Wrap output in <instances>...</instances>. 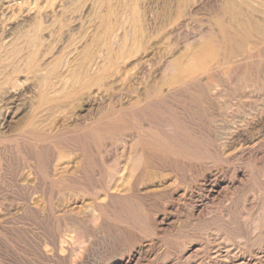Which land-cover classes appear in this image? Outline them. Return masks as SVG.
Instances as JSON below:
<instances>
[{
  "label": "rangeland",
  "instance_id": "1",
  "mask_svg": "<svg viewBox=\"0 0 264 264\" xmlns=\"http://www.w3.org/2000/svg\"><path fill=\"white\" fill-rule=\"evenodd\" d=\"M50 1L52 2V0H0V17H1V19H0V21L2 22V20H4L3 22H2V24H1V22H0V40H1V44L3 45V42H4V44H6V43H16V41H17V43L20 45H18L19 47H18V50H19V48H21V54H20V52H18L19 53V55H14L15 57L13 58H11L10 59V61H9V59H7V60H4V62H1L0 63V68L2 67V65L3 64H5V65H3V67H4V69H3V71H2V68H1V71L2 72H4V75H6V76H9V74L10 73H8V72H6V65L7 64H9L10 65V67L12 66L13 67V70H19V72H20V75H19V72H14L12 69L10 70V69H8V68H10V67H8L7 68V71H9V72H11V73H15V78H19V84L20 85H22V84H24L23 86H21V87H17L18 89H19V91H18V89H16V90H11L10 91V93L9 94H7L8 92H5V87L4 88H1V89H3V91H4V93H3V91L0 89V100L2 99V100H4V101H1L0 103H2V102H5V104L4 103H2V104H0V106H1V108H0V118H1V125H0V131H1V134L0 135H2V136H4V137H2V136H0V138H3V139H0L1 141H0V264H59L58 263V261L56 260V258L54 257V256H52V255H54V249L52 248V245H51V242L54 240V239H51V238H54V237H62V236H66L67 234H72V232L74 231V230H77V229H73V228H75V227H73V226H70L71 224H69V222L71 223V220L70 221H67V218L69 217V215L71 214L70 212L71 211H74V209L76 210V209H78V210H84V212L86 211V213H87V216H89L90 215V211H87V210H90V206L89 205H91L92 204V202H93V196H92V191H90L91 192V194L90 193H88V191L89 190H93V189H90V188H85V186L81 189V191H79L78 190V193L80 194V193H82V196H84V199H83V197L81 198V196L79 195L78 196V193H77V189L78 188H76V183H74V182H70V180H73L72 178H74V177H79V176H81V178L82 179H86L85 181H83V182H86L88 185L86 186V187H88V186H93L95 183H98V184H101V185H103V183H105V181L107 180V173H108V169L109 170H111L112 168H114L115 166H113V165H115V164H117L118 162H119V160L118 159H120V161L121 160H123V161H121L122 162V164L123 165H125V162L127 163L124 167H126L127 165V167H129V168H131L132 169V167H133V165H131V163L129 162L131 159V162L132 161H134V162H136V160H137V157L135 156V154H137V152H135L136 151V149H135V147L133 146L132 147V142H130V138H132V135H134V130L132 131V132H130L131 134H124L125 136H123V135H121V136H123L122 138V140L121 141H118V142H120L118 145H115V144H113L112 145V143L110 144L109 143V145L110 146H108V148H109V150L110 151H108V152H104L103 154H102V156L100 157V159L98 158V156L96 157V160H95V155L93 156V155H90L89 157H87L89 160H91L92 161V163H89V160H87L86 158H84L80 153H78L77 152V154L74 156V153L76 152V151H74V150H72V153H73V155H71L72 153H70L71 152V149H69L68 148V152H69V150H70V152H69V154H68V152H66V149H67V147H66V143L68 142V139L69 140H72V139H70V136H72L71 138H74L75 139V137L77 138H82V136L83 135H85V134H88L90 131H92V133H95V134H98L97 132H95L96 131V129L94 130V128L93 129H91L90 127L93 125V124H95V123H97L98 121H102V122H107V123H113V124H117L118 122V126H119V128H115L114 130H112V128H109L108 130H106V131H104L103 132V134H102V136H100V137H104L105 139H106V137H107V135L108 136H112V134L114 135V134H116V135H119V133H121V134H123V130H122V128L120 129V126H123V114H120V113H123V105L124 106H128L129 104H130V101H132V102H135L134 104H136V106H143V105H148V106H151L150 108H148L150 111H152L153 109V111L156 113V114H154V115H156V116H154L153 115V117H155L154 119H157L156 121H158L159 120V122H161L162 121V119L164 120V119H166V118H171L172 116H175V117H173V118H171L172 120V122L174 123V121H175V119L177 120V122L175 121V124L176 125H173V127H176L177 126V124H178V121L181 123H179V128H181V129H178L177 128V130L179 131L180 130V132L181 133H183V134H185V137H183V136H180L181 135V133H176V135L177 136H179L180 138H181V140L180 139H178V140H180L179 142H181V147H180V149H179V151H180V155H172L171 157L169 156V155H166V151H170V149H172V147L173 146H175L172 142L173 141H169V139H165V143L164 144H162L157 150H158V153L159 154H163V155H165V157H162V156H160V157H162V158H160L159 156H156V158H158V159H156V160H159L158 162L160 163V164H155V165H157L160 169H162L161 171H160V169L159 168H156V166H151V164H148V163H150V162H148V160H147V165L148 166H150V167H148L146 164L144 165V162H142V161H140L139 160V162H142L141 163V166H139V169H137V170H139V171H137L136 169V171H129V169L127 168V170L128 171H125V173L128 175H126L127 177V179H125V180H127V182H125L124 184H123V188H120L119 189V192H120V194H123V203H125L124 205L125 206H127V208H130V209H134V211L135 212H137L138 211V213H136L137 215H139L138 217H139V220H140V222H141V225H142V229H146V231L148 232V233H145L144 232V230H140V229H135V228H133L132 230L131 229H127V232L126 233H130L131 235L133 234V233H138V234H140L141 236H142V238L144 239V241L145 242H147V243H152L153 245H152V247L149 249V248H146L145 250H143V251H141V253H140V250H135L134 251V253H133V256L131 257V260H130V264H264L263 262H264V175H263V173H264V158L262 157V156H264V88L262 89V87H264V38H263V40L262 39H260L259 38V36L257 35L258 33L256 32V31H252V36H250V41H251V43H249L248 44V42L249 41H245V45H247V47L245 46V45H243V43H244V41H243V39H244V37H245V34H244V32H241L242 30H241V28H240V26H239V24H238V22H237V18L235 17V15H233L230 11V13H229V15L231 16V20H230V18H229V15H228V9L226 8V4L228 3V0L227 1H225V0H207V2H205L204 1V3H202V4H204V6L203 5H199V7H197V8H195V9H190L189 7L185 10L186 11V13L187 14H185V16L187 15V17L185 18V16H184V22H180L179 23V21H176L175 22V20H176V17H177V14H178V11H179V3H180V0H175V1H171V0H127V1H129V2H127L126 0H110V2H109V0H100L101 2H98L97 1V4L95 3L96 2V0H82V1H80V0H70V2L71 3H69V5H68V3L66 4V7H67V9H66V11L64 12V13H61V15L60 14H58L60 17H59V19L58 18H56L55 20H48L49 18H48V16H47V20H46V17H45V14H46V12H47V10H48V8L50 7L51 8V3H50ZM60 1V0H59ZM58 0H57V2H59ZM74 3H76V4H74ZM76 1V2H75ZM88 1V2H87ZM90 1V2H89ZM122 1V2H121ZM139 1H141L140 2V5L138 4L139 3ZM165 1H167V2H170V4L169 3H167V2H165ZM176 1H177V3H176ZM211 1V2H210ZM214 1V2H213ZM223 1H225V2H223ZM230 1H232V0H229V2ZM235 1V0H234ZM86 2V3H85ZM109 2V5L107 4ZM116 3V5L115 4H112V3ZM119 2H120V4H119ZM125 4H124V3ZM173 2V3H172ZM209 2V3H208ZM221 2V3H220ZM236 2H238V5L240 4L239 2H241V0L240 1H238V0H236ZM47 3V4H46ZM73 3V4H72ZM79 3V4H78ZM89 3H91V5L89 4ZM93 3H95L96 5V7L95 6H93ZM117 3H118V5H122V3H123V5H122V8H121V6H118L117 5ZM175 3V4H174ZM215 3V4H214ZM222 3H223V5H224V7H225V9H223L222 10V8H224V7H222L223 5H222ZM41 6H40V5ZM50 4V5H49ZM71 4L73 5V7L71 6ZM127 4V5H126ZM158 4H160V5H158ZM168 4V5H167ZM81 5V8L79 7ZM84 5V6H83ZM114 5H115V8H114ZM126 5V6H125ZM132 5V6H131ZM139 5V6H138ZM170 5V6H169ZM176 5V6H175ZM214 5V6H213ZM218 5V6H217ZM241 5V4H240ZM239 5V6H240ZM13 8H12V7ZM44 8H43V7ZM70 6V9H72V13H71V10L68 8ZM84 7V9H82L83 7ZM88 6V9L90 8V10H87V7ZM89 6H91V7H89ZM92 6L94 7V8H92ZM118 6V7H117ZM136 7L137 8V11H139V13L142 15V17H141V19H142V22H144L145 24H143V26L145 27L146 26V30H143V32L145 33H143V39H142V37H141V45H140V48L139 47H137L138 45H137V43L135 42V41H133L134 39H133V37H131V39H130V36L128 37V42L130 43H128L127 42V45L124 47V48H122V49H120V48H117V46L116 45H118V47H119V42H118V40L120 39L119 38V36L121 35V36H123L125 33H127L126 32V30L127 29H129L130 30V28L131 27H133L134 28V26H131L129 23L131 22L132 24H133V20H132V17H133V7ZM140 6L142 7V8H140ZM147 6V7H146ZM161 6V7H160ZM171 6L173 7V8H171ZM175 6V7H174ZM212 6H213V8H212ZM215 6H217L218 7V9H216L217 7H215ZM220 6H221V8H220ZM9 7V11L7 10V8ZM30 9H29V8ZM36 7V8H35ZM37 7L39 8V11H37ZM124 7H127V8H124ZM130 7H132L131 9H132V12L130 11ZM144 7H145V9H144ZM161 9H160V8ZM167 7L169 8V9H167ZM200 7H201V9H200ZM206 7V8H205ZM212 9H211V8ZM18 8L20 9V11L18 10ZM28 8V9H27ZM36 9V11L37 12H39V14H38V22L40 21V23H42V25H44L43 26V28H44V30H45V24L48 26V29H51L52 30V34H51V32H48L49 30H45L46 32H48V34L44 31L43 33H42V35H43V37H42V35H41V41H40V43H42L41 45H43L42 47H41V45L40 46H38V58H37V62L42 66V68H48L47 67V65L48 66H50L51 68H52V66H53V68H54V66H56L55 67V72H57V71H62L61 72V74L63 75L64 73V75L62 76L61 74L60 75H58L57 73H56V75H54V76H52V74L53 73H55V72H53V73H50L49 74V78H51V80H52V78L54 79L52 82H55V86H57L56 88H57V90L55 91V92H52L53 94L51 95V96H53L54 95V101L51 103L52 105H54L55 107H59L60 109H61V106L63 107V105L62 104H64L66 107L68 106V103H70V105H71V103L72 104H74V103H76V104H74V106L76 105L77 106V108L78 109H76V106L74 107V106H68L67 107V109H66V107L64 106V108H65V110H66V112H64L67 116L66 117H68V115L70 114V113H72V114H70L71 115V117H70V115H69V117H70V119H73V118H76V119H74V120H70V121H68V118H67V120H66V117L64 118V117H60L58 120H60V121H57V128L55 129L56 131H57V133L56 132H54L53 134H52V136L50 137V136H48V138H46V140L47 141H53L52 143H51V148L52 149H50V145L49 146H43V145H45V143H46V140L45 141H43L45 138H44V136L45 135H43V134H41V135H38L37 133H36V135H35V132H33L32 130H30L28 127H29V121H30V118H31V111L29 110L30 108V99H29V97H27V95H29V89L32 87V86H34L35 84L34 83H37V82H34V81H38V84H39V80H36V79H39L37 76H31V75H34V74H32L31 72H29L28 70L26 71V75L23 73L24 72V70L23 69H25L26 68V66L24 65V63L23 62H25L26 64H27V60H29V59H27V55L29 54H31V52H32V50L31 49H33L31 46H30V39H27L26 37H24V35H21V34H23L24 33V29H25V31H26V33H28V34H26V35H29V34H31L32 33V31H33V29L31 30V27L32 26H34L35 27V23H36V25H37V22H35L36 20H34V19H32V20H29L28 18V21H26V19H24V17H25V15H26V12H25V14H23L24 13V9H27L28 11L30 10V11H33L34 13H36V11L35 10H33V9ZM49 8V9H50ZM77 8H79L80 10H78ZM92 8V9H91ZM107 8H108V11H107ZM117 8H118V11H117ZM165 8V9H164ZM170 8H171V10L173 9V11H171L170 10ZM199 8V9H198ZM209 8H210V10H209ZM240 8V7H239ZM20 12H18L17 10ZM87 11H86V10ZM93 9H97V11L95 10H93ZM114 10L115 9V11H112L113 12V16L111 15V10ZM121 11H120V10ZM163 9V10H162ZM167 9V10H166ZM174 9H175V11H174ZM5 10H7V12L5 11ZM41 10V11H40ZM67 10H68V12L69 13H71V15H69V14H66V13H68L67 12ZM78 10V11H77ZM93 10V11H92ZM123 10H124V12H123ZM128 10V11H127ZM155 10V11H154ZM170 10V11H169ZM188 10H190V11H188ZM194 10V11H193ZM200 10V11H199ZM224 10H225V12H224ZM11 11H15V12H11ZM74 11H75V13H74ZM91 11V12H90ZM120 11V12H119ZM169 11V12H168ZM190 12V14L188 13V12ZM218 11V12H217ZM227 11V12H226ZM9 12H11V13H9ZM77 12H80V14L79 13H77ZM87 14H86V13ZM93 12V16L91 15V13ZM100 12H103V13H100ZM106 12V13H105ZM116 12H118V15L116 14V16L118 17V19H117V17H115L114 16V14L116 13ZM127 13V15H126V13ZM163 12H165V13H163ZM175 12V13H174ZM193 12V13H192ZM201 12V13H200ZM223 12L226 14H224L223 15ZM9 15V17H8V15ZM20 14V17H19V14ZM45 13V14H44ZM94 13L96 14V15H94ZM106 14V16L108 17L107 18V23H108V25H109V33H110V37H109V43L107 44V45H105V47H104V51L102 50V48H103V46H104V44L102 45V47L99 49V46H101V44H99V46L97 47H93L94 46V43H95V45H97L96 43V41H94V40H97V39H93V38H96L97 37V35L98 34H102V32H104L105 31V23L104 22H102L101 20H102V16H103V14ZM108 13V14H107ZM123 13V16L121 15ZM150 13V14H149ZM222 13V14H221ZM256 14V16H254L253 17V15H255ZM11 14V15H10ZM17 14H18V17L19 18H21V19H19V18H15V17H17ZM43 14V15H42ZM75 14H77L76 16H77V18H75L76 16H74ZM82 14H85L84 16L82 15ZM99 14H101V15H99ZM119 14H120V16H121V18L123 17V18H125L126 20H124V22L122 21L123 20V18L121 19L120 17H119ZM129 14V15H128ZM132 15V17H129V16H131ZM153 14V15H152ZM155 14V15H154ZM166 16H165V15ZM169 14V15H168ZM172 14V15H171ZM173 14H174V16H173ZM189 14V15H188ZM193 14V15H192ZM260 14V15H259ZM3 15H5V16H3ZM7 15V16H6ZM13 15H14V18H12L13 17ZM89 15H90V17H96V19H94V18H90L89 17ZM126 15V16H125ZM151 15V16H150ZM197 15V16H196ZM4 18H3V17ZM24 16V17H23ZM42 16H44V18H42ZM63 16H65V17H63ZM68 16V17H67ZM69 16H71L70 17V21H67L66 19H68L69 20ZM80 16V17H79ZM83 16V18L81 19V17ZM88 16V17H87ZM105 16V15H104ZM163 16V17H162ZM168 16H169V18H168ZM219 16V17H218ZM223 16V17H222ZM233 16V17H232ZM251 16L253 17V18H255V19H257V21H260V19L262 18V14L261 13H259L258 12V14H257V11H255V12H253L252 14H251ZM6 17V18H5ZM8 17V18H7ZM11 17V18H10ZM67 17V18H66ZM74 17V18H73ZM100 17H102V18H100ZM127 17H129V18H127ZM144 17H145V19H144ZM159 17H160V19H159ZM165 17V18H164ZM190 17V18H189ZM222 17V18H221ZM261 17V18H260ZM3 18V19H2ZM10 18V19H9ZM63 18L65 19L64 21H66V22H64L63 21ZM80 18V19H79ZM87 18V19H86ZM113 18V20H111V19ZM119 18H120V21H119ZM189 18V19H188ZM210 18V19H209ZM217 18V19H216ZM224 18V19H223ZM227 18V19H226ZM233 18V19H232ZM236 18V19H235ZM258 18H260V19H258ZM264 18V17H263ZM262 18V19H263ZM13 19V20H12ZM18 19V20H17ZM57 19L58 20H60V22L59 21H57ZM73 19H76V21L77 20H79L78 22H77V24H76V21L74 22V20ZM94 19V21H92ZM100 19V20H99ZM148 19H150V20H148ZM165 21H164V20ZM182 19V20H183ZM261 19V20H262ZM11 20H12V22H11ZM17 20V21H16ZM22 20L26 23L25 25H22V24H24V22H22ZM33 20H34V22H33ZM44 20H46V21H44ZM169 20V21H168ZM225 20V21H224ZM235 20V24L233 23V21ZM6 21V22H5ZM21 21V24L19 23ZM42 21V22H41ZM48 21H50V22H48ZM58 22V23H60L59 25V30H58V32L56 31L57 29H58V26H57V22L54 24V27L56 28H50V27H53V24L51 23V22ZM73 21V22H72ZM86 21H87V23H86ZM104 24H101V25H99V27H98V24H100L101 22ZM114 22V24H113V22ZM117 21H119V22H117ZM129 21V22H128ZM133 21V22H132ZM168 21V22H167ZM210 21H212L211 23H210ZM213 21H215V22H213ZM230 21V22H229ZM263 21H264V19H263ZM8 22V23H7ZM46 22V23H45ZM62 22H64L65 23V27H64V23H62ZM72 22V23H71ZM85 22V23H84ZM94 22V23H93ZM97 22H99L98 24H97ZM117 22V23H116ZM162 22V23H161ZM163 22H164V24H163ZM186 22V23H185ZM261 23H262V21H260ZM259 22V23H260ZM17 23V24H16ZM30 23V24H29ZM45 23V24H44ZM47 23H50L52 26H50V24L48 25ZM66 23H67V26L68 27H66ZM83 23V24H82ZM116 23V24H115ZM128 23V24H127ZM157 23V24H156ZM159 23V24H158ZM217 23H219V24H217ZM225 23V24H224ZM227 23V24H226ZM260 23V24H261ZM4 24V25H3ZM8 24V25H7ZM33 24V25H32ZM79 24V25H78ZM118 24H121V25H118ZM183 24H184V27H182L183 26ZM186 24V25H185ZM217 24V25H216ZM231 24L233 25V26H231ZM238 24V25H237ZM5 25H7L6 27H5ZM15 25V26H14ZM19 25H21L20 27H19ZM29 25V26H28ZM56 25V26H55ZM96 25V26H95ZM130 27H129V26ZM158 25V26H157ZM172 25V26H171ZM181 25V26H180ZM209 25V26H208ZM263 27H264V23H262L261 24ZM12 26V27H11ZM14 26V27H13ZM28 26V27H27ZM76 26V27H75ZM101 26H104V27H101ZM118 26V27H117ZM119 26H121V27H119ZM122 26H123V29H122ZM179 26V27H178ZM218 26H219V28H218ZM222 27V29H221V27ZM229 26V27H228ZM6 29H5V28ZM17 28V32H18V34L19 35H17V33L15 34L14 33V31L12 32V30H15L16 28ZM34 27H32V28H34ZM71 27V28H70ZM76 29H75V28ZM96 27H98L99 29H103V31L102 30H99L98 28L96 29ZM114 29H113V28ZM126 27H128V28H126ZM157 27V28H156ZM228 27V28H227ZM230 27H233V28H231L230 30H229V28ZM235 27V28H234ZM12 28V30H10V29ZM13 28H15V29H13ZM18 28H22V29H18ZM47 28V27H46ZM116 28H118V29H116ZM132 28V29H133ZM163 28V29H162ZM213 28V29H212ZM2 29V30H1ZM5 29V30H4ZM29 29V30H28ZM95 29H96V31H97V33H96V31H95ZM131 29V30H132ZM145 29V28H144ZM179 29H181V30H179ZM228 29V30H227ZM236 29V30H235ZM7 30V31H6ZM10 30V31H9ZM21 30V31H20ZM50 30V31H51ZM67 30H70L71 32H69V31H67ZM89 30V32L88 33H90L91 32V34H88V33H86V31H88ZM94 30V31H93ZM115 30H118V31H116L115 32ZM129 30H127L128 32H130ZM155 30V31H154ZM175 30V31H174ZM177 30V31H176ZM179 30V31H178ZM206 32H208V31H212V32H208V33H206ZM226 32H225V31ZM235 30V31H234ZM1 31H3L4 33H2ZM5 31H6V33H5ZM21 33H20V32ZM27 31H31L30 33L29 32H27ZM53 31H54V34H53ZM55 31H56V34H55ZM62 33H61V32ZM63 31H67L68 32V34H67V32L66 33H63ZM75 31V32H74ZM93 31V32H92ZM100 31H102L101 33H99ZM148 31H149V33L150 34H148ZM179 36H177L174 32ZM181 31V32H180ZM233 31V32H232ZM239 31V32H238ZM16 32V31H15ZM147 32V33H146ZM167 32H170V33H167ZM238 34H237V33ZM255 32V33H254ZM10 33H14L13 35H11ZM45 33V34H44ZM57 33H58V36H57ZM75 33H77V34H75ZM86 33V34H85ZM95 34V36L93 37V35L92 34ZM117 34V36H116V34ZM121 33V34H120ZM155 33V34H154ZM196 33V34H195ZM205 33V34H204ZM210 33V34H209ZM223 33V34H222ZM8 34V35H7ZM9 34L11 35V37L9 38ZM48 36H51V38L50 39H48V37L46 38V36L47 35ZM63 34V36H61ZM67 34V35H66ZM69 34H71V36L69 35ZM80 34H81V37L83 36V38L82 39H80V40H83V41H81V43L79 44V42H80V40L78 39V38H80ZM88 34V35H87ZM166 34H167V36H166ZM168 34H170V35H168ZM173 34H174V36H173ZM181 34V35H180ZM231 34V35H230ZM255 34V35H254ZM20 35H21V37H24L25 39L23 40L22 38H19L20 37ZM25 35V36H26ZM54 35L56 36V37H54ZM77 35V36H76ZM84 35H86V37H84ZM91 37H90V36ZM150 37H149V36ZM162 35H163V37H162ZM189 35V36H188ZM228 35H230L231 37H232V39L230 40V36H228ZM233 35V36H232ZM235 35V36H234ZM240 35V36H239ZM6 36V37H5ZM13 36V37H12ZM14 36L16 37H18L19 38V40H17L16 38H14ZM53 36V37H52ZM61 38H60V37ZM88 36V37H87ZM113 36V37H112ZM120 36V37H121ZM145 36V37H144ZM172 36V37H171ZM176 36V37H175ZM183 36V37H182ZM187 38H186V37ZM212 37V38H210V37ZM219 36V37H218ZM237 36V37H236ZM239 36V37H238ZM244 36V37H243ZM254 36H257L258 38H256V37H254ZM72 37V38H71ZM92 38V39H88V38ZM116 37V38H115ZM119 39H118V38ZM168 37H169V39H168ZM175 39H174V38ZM178 37V38H177ZM181 37V38H180ZM185 37V38H184ZM209 37V38H208ZM225 37H226V39H225ZM233 37H234V39H233ZM236 37V38H235ZM242 37V38H241ZM6 38H8V40H11V38H12V40L11 41H8ZM29 38H30V36H29ZM43 38H44V41H46V42H44L43 41ZM55 40V39H57V41L55 42L53 39ZM65 38V39H64ZM71 38V39H70ZM78 39L79 40V42L77 41V42H75V39ZM114 38V39H113ZM122 38V37H121ZM165 38V40H163ZM179 38H180V40L181 41H179ZM183 38V39H182ZM205 38V39H204ZM255 38V39H254ZM4 39V40H3ZM6 39V40H5ZM13 39H15L14 41H13ZM58 39H59V44H58ZM76 39V40H77ZM86 39V43L88 44V42L90 43V41H93V43L91 44V46H92V48H98V50L97 49H95L96 51H97V56H99L98 58H99V60H100V56H102L101 57V59H103V58H106L107 57V55H109L110 57H108V59L109 60H107L108 61V64H107V66H106V68L103 70V71H101L100 73H99V75H96L95 77H92V81L90 80V85H91V87L93 86V85H95V86H93V89H92V91H91V93H94L93 94V97H91V98H86V99H82V100H80L81 99V97H80V92H79V86L77 87V85H78V82H76L75 83V81H77L76 80V75L77 74H79L80 75V70H78L79 69V62H80V60L79 59H76V60H74L75 58H77L78 57V53L80 52V50H82L83 48H84V46L86 45V43H84V40ZM133 39V40H132ZM146 39V40H145ZM168 39V40H167ZM172 39H173V41H175V42H173L172 41ZM178 39V40H177ZM187 39V40H186ZM192 39V40H191ZM194 39V40H193ZM223 39V40H222ZM237 39V40H236ZM242 39V41L241 42H243L242 44L240 43V40ZM255 41H254V40ZM257 39V40H256ZM21 40V42H18V41H20ZM29 40V41H28ZM51 41V42H53L54 43V45H53V43H49L48 41ZM67 40V41H66ZM87 40H89V41H87ZM199 42H198V41ZM214 40V41H213ZM236 40V41H235ZM258 40H262L261 41V43L259 44V42L260 41H258ZM25 41H26V43H29V44H27V46H26V48H27V50L28 51H26V49L24 48L25 47V45H26V43H25ZM28 41V42H27ZM62 41V43H60ZM65 41V42H64ZM116 41V42H115ZM148 41V42H147ZM180 43H179V42ZM186 41V42H185ZM207 41V42H206ZM212 41V42H211ZM217 41V42H216ZM219 41V42H218ZM230 41H232V43L230 42ZM239 41V42H238ZM24 42V43H23ZM73 42V43H72ZM74 42H75V44L76 43H78L77 44V46L76 47H78L79 48V46L80 45H82L83 43V45L81 46L82 47V49H78V51L76 52V53H72V52H75V44H74ZM136 44H135V43ZM142 42L144 43V45L142 44ZM164 42V43H163ZM167 42L168 43H171L170 45H168L167 44ZM189 42V43H188ZM193 42V43H192ZM200 42H201V44L204 42V45L202 44L201 46H200ZM257 42H258V44H257ZM20 43H22V44H24L23 46L20 44ZM38 44H39V41L37 42ZM55 43H57V44H55ZM69 43V44H68ZM99 43V42H98ZM112 43V44H111ZM116 44L115 45V49H116V51H115V49H114V51H112L111 49H112V47L114 46L113 44ZM132 43V44H131ZM152 43H154L153 45L154 46H158L159 44V46L157 47H154L153 45H151ZM164 45H163V44ZM176 43V44H175ZM179 43V46H177V44ZM185 43V44H184ZM188 43V44H187ZM212 43H214V44H212ZM234 43H237L236 44V46L237 47H235V49H234V46L235 45H233ZM240 44V51L241 52H239V50H238V45ZM253 43H255V44H253ZM9 44V45H10ZM37 44V45H38ZM48 45V46H46V45ZM70 44L72 45H74V46H70ZM162 44V45H161ZM192 44V45H191ZM193 44H195V45H193ZM207 44H209V45H207ZM218 44H219V46H218ZM221 44V45H220ZM232 44V45H231ZM0 46V49H1V47H3L2 49H6V47L8 46L9 47V45H3V46ZM28 45L30 46V48H28ZM32 45V44H31ZM52 47H51V46ZM63 45V46H62ZM67 45H69V46H67ZM166 45V46H165ZM169 47H168V46ZM174 45V46H173ZM176 45V46H175ZM183 45H184V47H183ZM188 45V46H187ZM214 45H216V46H214ZM241 45L243 46V47H241ZM22 46V47H21ZM46 46V47H45ZM59 46H62V47H59ZM107 46V47H106ZM112 46V47H111ZM130 46V47H129ZM151 46H152V48H151ZM163 47V49L165 50V51H167L166 50V48H168V51L166 52V53H169V54H167L168 56H166L165 54V56L163 57L162 55H159L158 56V53L160 54V50H161V48ZM173 48H172V47ZM181 46V47H180ZM193 48H192V47ZM200 46V47H199ZM218 46V47H217ZM221 46V47H220ZM227 46V47H226ZM233 46V47H232ZM245 46V47H244ZM249 46H251V48H249ZM58 49H57V48ZM67 47H68V49H67ZM80 47V48H81ZM128 47V48H127ZM147 47V48H146ZM166 47V48H165ZM197 47V48H196ZM203 48L204 49V51H203V49L201 50H198L199 48ZM232 47V48H231ZM47 48V49H46ZM48 48H50V49H48ZM54 48H56V49H54ZM60 48V49H59ZM65 48V49H64ZM70 48V49H69ZM72 48V49H71ZM74 48V49H73ZM137 49V50H135V49ZM158 48V49H157ZM169 48H170V51L172 50H174L175 51V53L173 52L172 53V51L170 52L169 51ZM172 48V49H171ZM176 48H178V49H176ZM206 48V49H205ZM211 50H210V49ZM213 48V49H212ZM219 49V50H217V49ZM243 48V49H242ZM0 50L1 52H5V49H4V51L3 50ZM31 50V52H30V50ZM42 49H44V51L42 50ZM46 49V50H45ZM67 49V50H66ZM106 49V50H105ZM110 49V50H109ZM120 51H119V50ZM149 49V50H148ZM154 49V50H153ZM163 49L161 50L163 53H165L164 51H163ZM182 49V50H181ZM188 49H190V50H188ZM197 49V50H196ZM224 49V50H223ZM237 49V50H236ZM247 50V49H249L248 50V52L247 51H245V50ZM260 49V50H259ZM48 50V51H47ZM59 50H60V52H59ZM64 50H66V51H64ZM71 50H74V51H71ZM93 50V49H92ZM94 50V51H95ZM102 50V51H101ZM134 50V51H133ZM143 50H145V51H143ZM151 50V51H150ZM183 50H185V51H183ZM187 50V51H186ZM191 50H193L192 52H191ZM207 50V51H206ZM209 50V51H208ZM215 50V52H213ZM216 50L218 51V53L216 52ZM221 50V51H220ZM228 50V51H227ZM234 50H236V52H234ZM245 51V52H243V51ZM263 52H262V51ZM20 51V50H19ZM24 51V52H23ZM53 51V52H52ZM64 51V52H63ZM98 51H100V53H98ZM106 51V53L104 54L103 52H105ZM147 51V52H146ZM154 51V52H153ZM200 51H201V53L203 52L204 54H201L200 53ZM237 51H238V53H237ZM257 51V52H256ZM261 53H260V52ZM0 52V55H3L4 53H1ZM22 52H23V54L25 53V54H27V52H28V54L27 55H22ZM42 52H46L45 54H42ZM48 52V53H47ZM57 54H56V53ZM68 53V56L72 53V55H71V57L72 56H74V58L72 57H70V58H68V56L66 55L67 53ZM69 52H71V53H69ZM112 52H114V53H112ZM133 52V53H132ZM136 52H138L137 54H136ZM146 52V53H145ZM149 52V53H148ZM157 53V55H156V53ZM161 52V53H162ZM208 52V53H207ZM210 52L211 53H215V57H216V60H217V62L219 63V70L217 69V70H215V72H213V73H211L212 74V76H211V74L209 75V74H206V77H205V73L203 74L202 72H200V71H202V68H203V65H205L207 62L209 63L210 61L209 60H204V59H206L207 57H209L208 56V54H210ZM232 52H233V55H234V53H236V54H238V55H240L239 53H241V55L240 56H236V54H235V56H233L232 55ZM255 52V53H254ZM17 53V54H18ZM41 53V54H40ZM55 53V54H54ZM110 53H111V55H110ZM142 53H143V56H142ZM154 54V55H156L157 57H158V59H160V57H161V59H162V61L164 60V58H165V60L166 59H170L171 60V58L172 59H174L175 61H173V62H175V64H176V67L177 68H179V67H181L182 65H183V67H187V69L189 68V69H194V66H195V71L196 70H198L197 72H200L199 74H197L198 76V78H199V76H203L204 75V77H202L201 79L199 78V80H197V81H195V82H190V83H188V84H186V85H178V86H176V87H174V88H172L171 90H168L169 88H167L168 86H167V83H166V85H165V88L167 89V90H165V88H163L164 87V83H162V80H161V76H162V74H161V76H159L160 75V73H162L161 71H158L159 69H157L158 68V62H159V60H157V58H156V56H154L153 58L152 57H150V62H149V59H147L148 58V56H151L152 54ZM172 53V54H171ZM179 55V58L177 59V57H178V55ZM184 53V54H183ZM187 53V54H186ZM190 53V54H189ZM191 53H192V55H191ZM227 53V54H226ZM252 53L254 54V55H252ZM260 53V54H259ZM263 53V54H262ZM54 55V57H53V59H52V55ZM59 54L61 55V56H59ZM67 56V58H66V56ZM100 54V55H99ZM114 54V55H113ZM120 54V55H119ZM131 54V55H130ZM141 54V55H140ZM195 56H194V55ZM197 54H199V56H203L202 58L201 57H198V55ZM206 54V57H204V55ZM219 54H222V55H219V57H218V55ZM262 54V55H261ZM26 56V57H24V59H23V57H20V56ZM28 55V56H29ZM41 55H44V56H41ZM65 56V59H64V56ZM126 55H127V57H126ZM147 55V56H146ZM171 55L173 56V57H171ZM182 55H183V57H182ZM251 55V56H250ZM257 56V58H256V56ZM18 56V57H17ZM41 56V57H40ZM63 56V57H62ZM77 56V57H76ZM106 56V57H105ZM116 56V61H114V57ZM140 56H142L143 58H145V59H143L142 57H140ZM145 56V57H144ZM153 56V55H152ZM189 56H192L191 58L189 57ZM222 56V57H221ZM228 56V57H227ZM231 56H233V57H231ZM17 57V58H16ZM42 57H44V58H42ZM58 57H60V59H58ZM113 57V58H112ZM130 57V58H129ZM138 57V58H137ZM139 57H140V60L139 61H141L140 63H142V60H144L143 61V66L139 63V64H137V59H139ZM147 57V58H146ZM169 57V58H168ZM171 57V58H170ZM182 57V58H181ZM256 59H255V58ZM259 57V58H258ZM29 58V57H28ZM55 58V59H54ZM129 58V59H128ZM187 58V59H186ZM196 58V59H195ZM198 58V59H197ZM220 58H222V59H220ZM252 58V59H251ZM27 59V60H26ZM42 59V60H41ZM51 59V60H50ZM58 59V60H57ZM70 59H71V61H70ZM126 59V60H125ZM142 59V60H141ZM151 59H153V60H151ZM179 59H182V61L181 60H179ZM189 59H190V61H189ZM193 59V60H192ZM202 59V60H201ZM209 59V58H208ZM234 59V60H233ZM235 59H236V61H235ZM244 59L246 60V62L244 61ZM249 59V60H248ZM12 60V61H11ZM18 60V61H17ZM19 60H20V62H19ZM22 60V61H21ZM45 60H47V63H46V61ZM62 60V61H61ZM64 60V61H63ZM66 60V61H65ZM68 60V61H67ZM74 60V62L73 63H75L78 67H75L74 65H73V63H72V61ZM77 60H79V61H77ZM113 60V61H112ZM164 60V61H165ZM180 61V62H176V61ZM192 60V61H191ZM231 60V61H230ZM241 62H239V61ZM253 60V61H252ZM257 60H259V61H257ZM6 61V62H5ZM16 63V61H17V67H16V65H15V63ZM57 63H59V64H56V62ZM58 61H60V62H58ZM76 61V62H75ZM126 61V62H125ZM134 61V62H133ZM136 61V62H135ZM138 61V62H139ZM149 62L148 64L151 66V64H152V62H154V63H157V65L155 64V66L157 67H155L154 66V63L152 64V66H154V67H150L149 65H147V62ZM156 61H158V62H156ZM184 61V62H183ZM187 61V62H186ZM189 61V62H188ZM193 61H195L196 63H195V65H194V62ZM201 63H199V62ZM204 61H205V64H204ZM244 61V62H243ZM251 61V62H250ZM255 61V62H254ZM257 61V62H256ZM44 62V63H43ZM52 62V63H51ZM55 62V63H54ZM62 62V63H61ZM66 62V64H70V63H72V64H70L71 66H70V68L72 67L73 68V71L75 70V71H77L78 73L76 74L75 72L73 73V74H75L74 76H73V74H71V72L70 71H67L66 70V64L64 65L63 63H65ZM112 62H114V63H112ZM130 62V63H129ZM135 63V65L133 64V63ZM144 62H146V63H144ZM192 62V64L193 65H191L190 63ZM239 62V63H238ZM10 63H12L13 65H11ZM18 63H21V64H18ZM23 63V64H22ZM43 63V64H42ZM78 63V64H77ZM178 63H180V65L178 64ZM186 63H188V65H186ZM197 63H199V66H197ZM51 64H52V66H51ZM55 64V65H54ZM61 64V65H60ZM145 64V65H144ZM203 64V65H202ZM247 64H248V67H247ZM253 64H255V65H253ZM262 64V65H261ZM9 65H7V66H9ZM58 65H59V67L60 66H63L62 68H64V69H62L61 67V69H59V67H58ZM73 65V66H72ZM138 65V66H137ZM240 65H242L241 67H239ZM19 66V67H18ZM23 66H25L24 68L21 67ZM46 66V67H45ZM113 66V67H112ZM126 66V67H125ZM129 68H128V67ZM149 66V70L148 71H150V70H152L153 71V68H154V71H155V69L157 70L156 72L157 73H155V74H158V72H160L158 75H155L154 73H152L153 74V79L155 78H159L160 77V79H158V81H160L161 82V84L159 83V85H158V81H157V79H156V81L155 80H152V78L150 79V77L148 78V80H146V78L148 77V75H144V73H146V72H148V71H146L145 72V69H148L147 67ZM197 66V67H196ZM202 66V67H201ZM237 66V67H236ZM244 66V67H243ZM259 66V67H258ZM6 67V68H5ZM14 67H16V68H19V69H15ZM50 67H49V69H50ZM57 67H58V69H57ZM190 67H192V68H190ZM201 68V70L200 69H197V68ZM254 67V68H253ZM258 67V68H257ZM263 67V68H262ZM127 68H128V70H127ZM130 68H132V69H130ZM139 68H141V71H140V69ZM145 68V69H144ZM150 68H152V69H150ZM175 68V67H174ZM239 68V69H238ZM249 69V70H248ZM64 70L66 71V72H64ZM71 71H72V69H70ZM143 70H144V72H143ZM240 70V71H239ZM243 70V71H242ZM245 70V71H244ZM0 71V72H1ZM21 71H22V73L23 74H21ZM48 71V73L49 72H51V69L50 70H45L44 72H47ZM124 71V72H123ZM163 71V70H162ZM175 72H177V70L175 69L174 70ZM192 71H194V70H192ZM229 71H231V72H229ZM247 71V72H246ZM1 72V73H2ZM58 72V73H59ZM67 72H70V73H67ZM118 74H117V73ZM123 72V73H122ZM126 72H127V74H126ZM129 72V73H128ZM18 73V74H17ZM116 73V74H115ZM131 73V74H130ZM133 73H139V74H134V78L136 79L137 77H135V76H137L138 75V78H139V76L141 77V76H143V77H141V79H142V83H143V80H144V86H142L141 85V82H139L141 79H139L138 80V78L135 80V79H133L132 77H133ZM166 73H168L169 75H167V78H170V80L171 79H174V78H172L174 75L172 74L173 73V70H172V72H169V71H167ZM170 73H171V75H170ZM69 75V74H71L72 76V78L74 79H68V78H70V77H67V75ZM114 75V77H113V75ZM175 74V73H174ZM243 74V75H242ZM246 74V75H245ZM253 76H252V75ZM10 75H12V74H10ZM17 75H19V76H17ZM24 75H25V77H24ZM58 75V76H57ZM66 75V76H65ZM115 75H116V77H115ZM120 77H119V76ZM128 75H130V76H128ZM155 75V76H154ZM208 75L210 76V77H208ZM226 75V76H225ZM6 76H3L2 74L0 75V78H4V77H6ZM23 78H22V77ZM31 77V79H32V81L34 82V83H32V81L29 79L28 80V77ZM70 76V75H69ZM111 76V77H110ZM128 76V77H127ZM168 76H172V77H168ZM224 76L226 77V78H224ZM246 76V77H245ZM29 77V78H30ZM35 79H34V78ZM56 77H63V78H58L59 80H61V82H58L57 80H55V78ZM102 77H103V79L104 78H108V79H111L112 78V81L110 80H106L105 81V79L104 80H101L102 79ZM122 77V78H121ZM211 77H212V79H211ZM228 77V78H227ZM232 77V78H231ZM248 77H251V78H249L248 79ZM66 78V79H65ZM115 78H118V79H115ZM120 78V79H119ZM132 78V79H131ZM214 78V79H213ZM22 79H24V80H22ZM34 79V80H33ZM67 79L68 80H70V81H67ZM116 81H115V80ZM206 79V80H205ZM207 79H211V82L213 83V85H215V91H208L207 90V86H208V82L209 81H207ZM226 79V80H225ZM232 79V80H231ZM62 80H64L63 81V83H62ZM66 80V81H65ZM73 80V83L71 82ZM101 80V81H100ZM133 80V81H132ZM201 80V81H200ZM244 80L246 81V83L244 82ZM28 81H30L29 82V84L27 83ZM97 81V82H96ZM102 81H104V82H102ZM108 81V82H107ZM115 81V82H114ZM126 81V82H125ZM199 81L201 82V83H199ZM203 81H205V82H203ZM227 81V82H226ZM258 81V82H257ZM260 81V82H259ZM263 81V82H262ZM22 82V83H21ZM59 83V85H57L56 83ZM67 82V83H66ZM69 82L70 83H72L73 84V86H72V88H74V89H72V88H70L69 87V90L66 88V86L68 87L69 86ZM101 83L102 84V88H103V86H105V84L106 85H108V86H105V88H107V90L104 92V88L103 89H101V84H99V83ZM105 82H107V83H105ZM133 82V83H132ZM137 82H139V83H137ZM151 82H152V85H151ZM156 82V84L158 85V86H156L154 83ZM253 82V83H252ZM31 83H32V85H31ZM94 83V84H93ZM98 83V84H97ZM109 83V84H108ZM124 83H126V85L124 84ZM148 83L151 85V87H150V85H148ZM194 83V84H193ZM197 83V84H196ZM215 83V84H214ZM229 83V84H228ZM26 84H28V85H26ZM34 84V85H33ZM60 84H61V86H60ZM66 84V85H65ZM80 84V83H79ZM154 84V85H153ZM201 84V85H200ZM231 84V85H230ZM26 85V86H25ZM37 85V84H36ZM35 85V86H36ZM62 85H64L63 86V90L61 89L60 91H61V93H60V91L58 90V88L60 89L61 87H62ZM74 85H76V86H74ZM132 85H133V87H132ZM134 85H136V87L134 86ZM138 85H141V86H139L140 87V89H139V87H138ZM147 85H148V87H149V92H150V94H152L151 96L149 95L148 96V99L147 100H149V101H144L145 100V96H147V94L145 95V93L147 92V89H148V87H147ZM163 86L162 87V89H159V87L160 86ZM206 85V86H205ZM248 85V86H247ZM256 85V86H255ZM259 85V86H258ZM9 86H11V85H9ZM29 86H30V88H29ZM60 86V87H59ZM96 86H98V88L96 87ZM99 86H100V88H99ZM114 86V87H113ZM129 86V87H128ZM152 86H154L153 88H152ZM187 86V87H186ZM188 86H190V87H188ZM200 86H203V87H200ZM218 86V87H217ZM229 86H231V87H229ZM251 86V87H250ZM253 86V87H252ZM23 87V88H22ZM28 89H26V88ZM75 87L77 88V89H75ZM96 87V88H95ZM130 88V90H131V88H132V90H134V93H136V94H134L133 93V91H130L129 89L128 90H125L126 88ZM138 87V88H137ZM144 87V88H143ZM158 87V89L161 91V90H163V91H161V92H164V93H162L161 95H160V93H156L155 91H153V89L154 90H156V88ZM260 87H261V90H260ZM137 90H136V89ZM150 88H152V90L150 89ZM161 88V87H160ZM202 88H204V89H202ZM230 88H233V89H230ZM99 91H98V90ZM142 89V90H141ZM186 89H188V90H186ZM25 90H27V91H25ZM66 90H68V91H66ZM95 90H97V91H95ZM101 90V91H100ZM125 92H124V91ZM136 90V91H135ZM140 90V91H139ZM158 90V91H159ZM173 90H175V91H173ZM193 90V91H192ZM198 90V91H197ZM200 90H203V91H200ZM13 91H15V92H13ZM58 91H59V93H60V95H59V93H58ZM62 91H63V93H62ZM94 91V92H93ZM110 91V92H109ZM129 91H130V94H129ZM146 91V92H145ZM168 93H167V92ZM187 91V92H186ZM195 91V92H194ZM206 91V92H205ZM225 91H226V93H225ZM255 91V92H254ZM20 92V93H19ZM68 94H67V93ZM71 92V93H70ZM108 92V93H107ZM126 92H128V93H126ZM139 92H142V93H140L139 94ZM149 92H148V94H149ZM170 92H172V93H170ZM176 92V93H175ZM182 92V93H181ZM186 92V93H185ZM203 92V93H202ZM211 92L212 93H214V94H211ZM224 92V93H223ZM2 93H3V95H2ZM6 93V94H5ZM12 93H14V94H12ZM55 93H56V95H55ZM75 93V94H74ZM105 94V96H104V94ZM108 95H107V94ZM124 93V94H123ZM128 95V96H126V94ZM156 93V96H153L154 94ZM170 93V94H169ZM175 93V94H174ZM179 93V94H178ZM185 93V94H184ZM207 95V97H206V95ZM254 93V94H253ZM261 93V94H260ZM5 94V95H4ZM103 95V97H102V95ZM145 96H144V95ZM177 94H178V96H177ZM199 94H200V96H199ZM226 94V95H225ZM251 94V95H250ZM257 94V95H256ZM7 95V96H6ZM10 95V96H9ZM12 95H14V96H12ZM22 97H20V96ZM24 95H26V96H24ZM70 95V96H69ZM72 95V96H71ZM97 95H99V98H98V96ZM101 95V96H100ZM124 95V96H123ZM137 95H139V96H137ZM140 95H142L141 96V98H139L140 97ZM157 95H158V97H157ZM190 95V96H189ZM205 95V96H204ZM214 95V96H213ZM218 95H222V96H218ZM224 95V96H223ZM249 97H248V96ZM256 95V96H255ZM1 96H3V97H1ZM9 96V97H8ZM63 96V97H62ZM64 96H65V99H63L64 98ZM74 96V97H73ZM131 98H130V97ZM138 97V98H132V97ZM180 96V97H179ZM189 98H188V97ZM5 97L6 98H8V99H5ZM13 97V98H12ZM26 97H27V99H26ZM67 97V98H66ZM95 97V99H96V101H95V99L93 100V98ZM126 97V98H125ZM129 97V98H128ZM144 97V99H142ZM153 97H155V98H153ZM185 97H186V99H185ZM204 98V99H202V98ZM215 97V98H214ZM249 99H248V98ZM4 98V99H3ZM10 98H12L11 100H10ZM23 99L26 103H24L22 100H20V99ZM73 98V99H72ZM98 98V99H97ZM153 98V99H152ZM178 98V99H177ZM181 98V99H180ZM183 98V99H182ZM219 98V99H218ZM224 98V99H223ZM255 98H256V100H255ZM14 99V100H13ZM122 101H121V100ZM141 99V100H140ZM175 99V100H174ZM191 99H192V101H191ZM201 99V100H200ZM211 99V100H210ZM212 99H213V101H212ZM9 100V101H8ZM13 100V101H12ZM29 100V101H28ZM75 100H79L78 102L79 103H77V101H75ZM85 100V101H84ZM89 101V103L88 102H86V101ZM99 100V101H98ZM104 100V101H103ZM178 100V101H177ZM181 100H182V102H181ZM187 100V101H186ZM195 102H194V101ZM203 100V101H202ZM205 100V101H204ZM209 100H210V102H209ZM216 100V101H215ZM223 100V101H222ZM244 100H246V101H244ZM7 101V102H6ZM19 101V102H18ZM22 101V102H21ZM75 101V102H74ZM82 101V102H81ZM90 101H91V103H90ZM95 101V102H94ZM142 101V102H141ZM146 102V103H144V102ZM154 101V102H153ZM197 101V102H196ZM8 102H11V105H9V103ZM18 102V104H16ZM55 102V103H54ZM84 102H85V104H84ZM93 102H94V104H93ZM119 102H121V103H119ZM129 102V103H128ZM131 102V103H132ZM137 102H138V104H137ZM174 102V103H173ZM208 102V103H207ZM7 103V104H6ZM15 103V104H14ZM23 105H26L27 107H28V110H27V107L26 106H22V104ZM81 103V104H80ZM82 103H83V106H82ZM101 103V104H100ZM139 103H143L142 105L141 104H139ZM150 103V104H149ZM152 103V104H151ZM156 103V104H155ZM172 103V104H171ZM193 105H192V104ZM196 105H195V104ZM199 104V106L198 107H196L198 104ZM207 103V104H206ZM215 103V104H214ZM218 103V104H217ZM220 103V104H219ZM242 103V104H241ZM13 104V105H12ZM21 104V105H20ZM28 104V105H27ZM49 104L50 103H48L47 104V106H49ZM50 104V105H51ZM118 104H119V106H118ZM133 104V103H132ZM161 104V105H160ZM171 104V105H170ZM206 104V105H205ZM225 106H224V105ZM7 106V110L8 111H6V106ZM17 105V106H16ZM81 105V106H80ZM108 105V106H107ZM111 107H113L114 105V107L113 108H111ZM158 105L161 107V108H155V107H158ZM172 105L174 106V107H172ZM215 105V106H214ZM216 105H219V106H217L216 107ZM16 106V107H15ZM18 106L21 108H18ZM22 106V107H21ZM208 106V107H207ZM209 106H211V107H209ZM223 106V107H222ZM240 106H241V108H240ZM5 107V108H4ZM69 107H72V109L70 108L69 109ZM75 108V112H74V108ZM98 107V108H97ZM104 107V108H103ZM176 107H178V108H180V109H177V113H176ZM183 107L185 108V109H183ZM189 107H190V109H189ZM193 107V108H192ZM200 107V108H199ZM244 109H243V108ZM9 108V109H8ZM24 108V109H23ZM58 108V109H59ZM64 108H62L61 110H59V111H63V109ZM108 108V109H107ZM111 108V109H110ZM172 108V109H171ZM203 108H205V109H203ZM220 108V109H219ZM3 109V110H2ZM105 109V110H104ZM155 109H158V110H155ZM165 111H164V110ZM166 109H169L168 110V112L166 111ZM172 110V112H170L171 110ZM175 109V111H174V113H173V110ZM187 109V110H186ZM199 109V110H198ZM201 109V110H200ZM225 109V110H224ZM256 109V110H255ZM262 109V110H261ZM12 110V111H11ZM13 110H14V112H16V113H14L13 112ZM24 110H26L27 111V113L26 112H24ZM69 110V112H67ZM71 110V111H70ZM73 110V111H72ZM96 110V111H95ZM191 110V111H190ZM221 110V111H220ZM223 110H224V112H223ZM20 111V112H19ZM24 112V113H22V112ZM99 111V112H98ZM108 111V112H107ZM157 111H159V112H161V113H157ZM182 111V112H181ZM185 111V112H184ZM190 113H189V112ZM193 111H196V112H193ZM212 111H214V112H212ZM218 111H219V113H218ZM241 111V112H240ZM14 114H13V113ZM77 112H78V114H77ZM96 112V113H95ZM106 112V113H105ZM166 114H164V113ZM179 112V113H178ZM184 112V114H185V116H184V114L182 115V113ZM188 114H187V113ZM209 112V113H208ZM20 113H22V114H20ZM26 113V119H25V114ZM29 113V115H27ZM104 113V115H101V114H103ZM107 113H109V114H107ZM143 113V112H142ZM168 113H171L170 115L168 114ZM181 113V115H179ZM196 113V114H195ZM214 113V114H213ZM230 113V114H229ZM18 114V115H17ZM65 114H64V116H65ZM73 114H74V116L75 115H77L76 117H74L73 116ZM99 114V115H98ZM110 114H112V115H110ZM113 114H114V117H113ZM115 114H117V115H115ZM146 114V115H145ZM161 114H164V115H162V118H160L161 117ZM191 114V115H190ZM192 114H193V116H192ZM199 114V115H198ZM222 114V115H221ZM228 114H229V116H228ZM233 114V115H232ZM263 114V115H262ZM3 115H4V117H3ZM6 115V116H5ZM22 115V116H21ZM91 115V116H90ZM109 115H110V117H109ZM157 115H159V116H157ZM188 115H189V117H188ZM203 115V116H202ZM213 117H212V116ZM219 115V116H218ZM248 115V116H247ZM260 115V118L258 117ZM2 116V117H1ZM27 116H28V118H27ZM29 116H30V118H29ZM97 116H99V118L97 117ZM108 116V117H107ZM117 116V117H116ZM146 116V117H145ZM149 116V117H148ZM187 116V117H186ZM192 116V117H191ZM223 116V117H222ZM233 116V117H232ZM255 116V117H254ZM23 117V118H22ZM77 117H78V119H77ZM81 117V118H80ZM89 117V118H88ZM95 117V118H94ZM100 117H103V118H100ZM105 117V118H104ZM112 117V118H111ZM146 118V119H148L149 120V118H151L150 117V115L148 114V113H143V115H141V118H137V119H144V118ZM164 117V118H163ZM180 117V118H179ZM182 117H184V118H182ZM199 117V118H198ZM202 117H203V119H202ZM228 119H227V118ZM160 118V119H159ZM175 118V119H174ZM187 118V119H186ZM208 118V119H207ZM233 120H231V119ZM234 118H237V119H234ZM6 119V120H5ZM21 119H23V121L21 120ZM91 119V120H90ZM95 119H97V120H95ZM104 119H106V120H104ZM108 119H110V120H108ZM114 119V121H115V123L114 122H112L111 120H113ZM145 119V120H146ZM181 119L182 120H184V121H181ZM192 119V120H191ZM240 119V120H239ZM76 120V121H75ZM89 120V121H88ZM108 120V121H107ZM161 120V121H160ZM174 120V121H173ZM218 120V121H217ZM227 120V121H226ZM252 120V121H251ZM19 121V122H18ZM61 121H63V122H61ZM68 121V122H67ZM73 121H75V122H73ZM92 121H95V122H92ZM186 121H187V123H186ZM191 121V122H190ZM202 121H204V122H202ZM214 121V122H213ZM241 121V122H240ZM245 121V122H244ZM59 122H61V123H59ZM78 122H80V123H78ZM83 122V124H85V126H83V124L81 125V123ZM117 122V123H116ZM163 122V121H162ZM171 122V123H172ZM188 122H190L191 123V125H189L188 124ZM192 122H194V123H192ZM206 122V123H205ZM208 122V123H207ZM221 122V123H220ZM226 122V123H225ZM227 122H228V124L229 125H235V123L234 122H237L236 123V125H235V127L237 126V128L239 127V128H241L242 127V125H243V128H241V129H243V131H245V133H246V137H239V136H233V137H231V136H226V134L225 133H223V132H225L226 131V129H227V126H228V124H227ZM233 122V123H232ZM18 123V124H17ZM58 123H59V127H58ZM64 123V124H63ZM65 123H66V127H65ZM71 124V126H70V124ZM73 123H75V124H79L78 126L80 127H75V124H73ZM91 123V124H90ZM121 123H122V125H121ZM211 123V124H210ZM212 123H214V126L212 125ZM219 125H221L222 126V128H224L223 130H221L222 128H221V126H219ZM239 123V124H238ZM60 124H61V127H62V124H63V129L62 128H60ZM72 124L74 125V126H72ZM183 124V126H181ZM185 124V125H184ZM198 124V125H197ZM208 124V125H207ZM224 124V125H223ZM225 124H227V126L225 125ZM241 124V125H240ZM13 125V126H12ZM16 125V126H15ZM26 125V126H25ZM193 125V126H192ZM212 125V126H211ZM218 127H216V126ZM240 125V126H239ZM67 126H69V128L67 127ZM83 126V127H82ZM86 126H90V127H86ZM93 126H95V125H93ZM117 126V127H118ZM186 126V127H185ZM192 126V127H191ZM200 127L201 126V128H203V129H201V128H198V127ZM209 126V127H208ZM226 128H225V127ZM19 127V128H18ZM72 127H73V129H72ZM84 127H85V129L86 130H84ZM187 127H190L191 128V130H190V128H187ZM205 127V128H204ZM214 127L215 128H217V129H214ZM247 127V128H246ZM58 128H60V129H58ZM183 128V129H182ZM184 128H186V131H185V129ZM27 129V130H26ZM59 131H58V130ZM90 129V130H89ZM110 129H111V131H110ZM188 129V130H187ZM197 129H199L198 131H197ZM218 129H220V130H218ZM245 129V130H244ZM22 130V131H21ZM117 130V131H116ZM182 130V131H181ZM214 130V131H213ZM216 130V131H215ZM250 130V131H249ZM25 131V132H24ZM81 131H83L82 133H81ZM89 131V132H88ZM178 131H176V132H178ZM187 131H188V134L190 135L191 133L193 134H195V135H197L198 133H201V135L199 134V136L197 135V137H200V139H195L196 138V136H195V138H194V135H190V136H188V138H190L189 140H192V139H194L195 140V143H196V141L198 140L199 142H198V144L197 145H199L198 147H196L195 148V146H193L194 144H190L189 143V140H188V138H187ZM194 131V132H193ZM197 131V132H196ZM205 131V132H204ZM208 131V132H207ZM209 131H210V134H209ZM217 131H219V132H217ZM223 131V132H222ZM27 132H30V133H27ZM32 132V133H31ZM86 132V133H85ZM88 132V133H87ZM112 132V133H111ZM117 132H118V134H117ZM3 133V134H2ZM56 133V134H55ZM61 133V134H60ZM66 133V134H65ZM77 133H80V134H77ZM85 133V134H84ZM129 133V132H128ZM133 133V134H132ZM174 132H172V133H170L169 132V134L170 135H172ZM208 133V134H207ZM11 135V136H9V135ZM27 134V135H26ZM65 134V135H64ZM69 134H70V136H69ZM77 136H76V135ZM101 134V133H100ZM99 134V135H100ZM180 134V135H179ZM182 134V135H183ZM215 134H216V136H215ZM6 135V136H5ZM31 135H33V136H31ZM35 135V136H34ZM73 135H75V137L73 136ZM82 135V136H81ZM127 135H130L129 137L127 136ZM26 136H28V138L26 137ZM33 137L32 139H31V137ZM66 136V137H65ZM67 136H68V139H67ZM80 136V137H79ZM127 136V137H126ZM251 136V137H250ZM30 137V138H29ZM36 137H37V139H36ZM40 137H42V138H40ZM118 137H120V136H118ZM124 137L126 138L125 139V142H126V146L128 147H125L124 148V143L125 142H123V140H124ZM202 137V138H201ZM207 137V138H206ZM35 138V139H34ZM59 138V139H58ZM77 138V139H78ZM187 138V139H186ZM206 138V139H205ZM222 138V139H221ZM224 138V139H223ZM227 138V139H226ZM240 138V139H239ZM24 139V140H23ZM28 139V140H27ZM53 139V140H52ZM67 139V140H66ZM182 139H184V140H182ZM185 139L187 140L186 142H184L185 141ZM202 139V140H201ZM205 139V140H204ZM211 139V140H210ZM234 139V140H233ZM237 139V140H236ZM243 139V140H242ZM5 140V141H4ZM18 140H20V141H18ZM39 140V141H38ZM54 140H57V141H54ZM166 140H167V142H166ZM228 140H230V141H228ZM260 140V141H259ZM262 140H263V142H262ZM27 141H28V143H27ZM58 141H60V142H58ZM128 141H129V145H131V148L129 149V145L127 144L128 143ZM169 141V142H168ZM201 141V142H200ZM203 141V142H202ZM213 141V142H212ZM219 141H221V142H219ZM222 141H225V142H227V143H225V142H222ZM236 141V142H235ZM238 141V142H237ZM8 142V143H7ZM25 142V143H24ZM32 142V144H30ZM35 142V143H34ZM38 144H37V143ZM41 142V143H40ZM45 142V143H44ZM123 142V143H122ZM172 144H171V143ZM182 142H184V143H182ZM189 144H188V143ZM230 142V143H229ZM255 142V143H254ZM260 142V143H259ZM263 144H262V143ZM7 143V144H6ZM26 143H27V148L25 147L26 146ZM44 143V144H43ZM54 143V144H53ZM57 143H59L58 145L59 146H61V148L60 149H62V153L64 154L65 152L67 153V154H64V155H69V157L68 158H65L64 159V161L65 162H63L65 165H66V167L67 166H69L68 168V170H67V172L65 171V175L66 176H68L69 175V177L66 179V181H65V183H62L64 186L65 185H67V186H65L66 187V189L68 188V192H70V191H72L73 189L76 191H74L75 193H76V195L75 194H72V193H74V192H71L70 194L73 196V195H75V196H73L74 198H70L71 197V195L69 194V193H67V190H66V195L68 196V195H70V197H68L67 198V196H66V199H65V201H67L68 203H69V207L68 208H66V209H69L67 212H66V210H65V212L68 214V212H69V214H68V217H67V214L65 213V212H63V209L61 208L60 209V206H58V205H60L61 203L60 202H62L63 203V201H62V196L60 197V196H58V197H60V198H58L57 197V195L59 194V192L58 191H55V195H54V193H50V194H47V192L45 193V191H44V189H43V182H44V179H46L45 178V174H44V169L46 168L45 166H47L46 164H47V160H50L49 158H51V159H54L53 157H55V156H57L56 154H55V152L54 153H52L53 151H55L56 150V148H55V150L53 149V147H55V146H57ZM205 143V144H204ZM223 143V144H222ZM235 145H233V144ZM5 144V145H4ZM20 144V145H19ZM41 144V145H40ZM53 144V145H52ZM56 144V145H55ZM61 144V145H60ZM122 144V145H121ZM161 144V143H160ZM222 144V145H221ZM225 144V145H224ZM245 144V145H244ZM254 144V145H253ZM22 145V146H21ZM38 145V146H37ZM66 147H64V146ZM208 145V146H207ZM212 145V146H211ZM251 145V146H250ZM260 145H262V146H260ZM29 146V147H28ZM63 146V147H62ZM112 146H114V147H112ZM123 146V147H122ZM226 146V147H225ZM248 146L250 147V148H248ZM257 146V147H256ZM34 147V148H33ZM35 147H37V148H35ZM42 147H43V149H42ZM44 147H46V150L44 151ZM176 147V146H175ZM174 147V148H175ZM193 147V148H192ZM239 147V148H238ZM247 149H246V148ZM6 148V149H5ZM26 148V149H25ZM114 148V149H113ZM124 148V149H123ZM134 148V149H133ZM137 148V147H136ZM187 150H185V149ZM192 148V149H191ZM20 149V150H19ZM35 149H37V150H35ZM40 149H41V152H40ZM59 149V151H61ZM64 149H65V152H64ZM163 149H164V152H163ZM183 149V150H182ZM242 149V150H241ZM25 150V151H24ZM39 150V151H38ZM51 150V152L49 153V155L51 156L52 154H53V156L52 157H48L49 155H48V151H50ZM53 150V151H52ZM120 150V151H119ZM130 150H132V151H130ZM185 150V151H184ZM190 150V151H189ZM199 150H200V152H199ZM220 150V151H219ZM241 152H240V151ZM244 150V151H243ZM249 150V151H248ZM262 150V151H261ZM22 151V152H21ZM34 151H36V154H35V152ZM232 151V152H231ZM248 151V152H247ZM253 153H252V152ZM257 151V152H256ZM259 151V152H258ZM9 152V153H8ZM27 152V153H26ZM46 152V154H44ZM130 152V153H129ZM133 152V153H132ZM163 152V153H162ZM196 152V153H195ZM262 152V153H261ZM52 153V154H51ZM132 153V154H131ZM208 153V154H207ZM217 153V154H216ZM230 153V154H229ZM238 153V154H237ZM244 153V154H243ZM247 155H246V154ZM36 156H35V155ZM79 154V155H78ZM109 154V155H108ZM115 154V155H114ZM186 154H187V156H188V158H186L187 156H186ZM196 154V156H194ZM38 155V156H37ZM48 155V156H47ZM71 155V156H70ZM116 155H117V157H116ZM124 155H125V158H124ZM127 155H129V157L127 156ZM130 155H132L131 157H130ZM194 157H193V156ZM212 155H214V156H212ZM217 155V156H216ZM223 155V156H222ZM226 155V156H225ZM240 156V158H239V156ZM259 155V156H258ZM29 156H31V157H29ZM47 156V157H46ZM77 156V157H76ZM81 156V157H80ZM136 158H134V157ZM170 158H169V157ZM193 158H192V157ZM198 156V157H197ZM202 156V157H201ZM232 156V157H231ZM244 156V157H243ZM249 156V157H248ZM28 157H29V159H28ZM71 157V158H70ZM74 157H75V159H74ZM80 157V158H79ZM115 157V158H114ZM119 157V158H118ZM126 157H128L129 159H127ZM175 157V158H174ZM180 157V158H179ZM197 157V158H196ZM215 157V158H214ZM230 157V158H229ZM34 158V159H33ZM43 158L45 159L46 158V160L44 161L43 160ZM69 158H70V160H69ZM74 160H77V162L79 163V166L81 165V167H79V169H76L77 168V165H78V163L77 162H74L73 161V159ZM94 158V159H93ZM110 158V159H109ZM115 160H114V159ZM118 158V159H117ZM134 158V159H133ZM163 158H165L164 160H166V161H164L163 160ZM169 158V159H168ZM172 158V160H170ZM179 158V159H178ZM196 158V159H195ZM248 160H247V159ZM259 158V159H258ZM9 159V160H8ZM28 159V160H27ZM37 159H39V161L37 160ZM57 159V157H55V159L54 160H56ZM114 161H113V160ZM116 159L118 160L117 162H115L116 161ZM127 159V160H126ZM177 160V163H176V160ZM204 159V160H203ZM227 159V160H226ZM253 159H254V162H253ZM4 160H5V162H4ZM40 160H42V161H40ZM93 160H95V161H93ZM126 160V161H125ZM161 160H162V163H161ZM230 160H232V161H230ZM44 161V162H43ZM70 162V165H69V163L68 164H66L67 162ZM71 161H73L72 163L74 164V166H75V163L77 164L75 167H73V165H72V163H71ZM83 161V162H82ZM90 161V162H91ZM100 161V162H99ZM112 161V162H111ZM128 161V162H127ZM256 161V162H255ZM263 163H262V162ZM34 162H36V163H34ZM43 162V163H42ZM94 162H95V165H94ZM97 162H99V163H97ZM109 162V163H108ZM133 162V163H134ZM166 163V164H164V163ZM168 162H170V164L168 165ZM2 163V164H1ZM55 163V162H54ZM111 163V164H110ZM113 163V164H112ZM188 163V164H187ZM252 163H253V165H252ZM82 164H83V167H82ZM96 164L98 165V166H96ZM121 164V165H122ZM161 164H164V166L165 165H168V166H166V169H165V167H163ZM173 164V165H172ZM212 164V165H211ZM37 167H36V166ZM40 165V166H39ZM112 165V166H111ZM160 165V166H159ZM172 165V166H171ZM175 165V166H174ZM182 166V167H180V166ZM185 165V166H184ZM2 166V167H1ZM42 166V167H41ZM84 166H86V167H84ZM146 166V167H145ZM169 166H171V167H169ZM197 166H199V167H197ZM205 166V167H204ZM213 166H215V167H213ZM263 166V167H262ZM44 167V168H43ZM89 167V168H88ZM100 167V168H99ZM106 167V168H105ZM143 167V168H142ZM173 167V168H172ZM175 167L177 168V169H175ZM213 167V169H209V168H212ZM218 167L219 168H221L220 170L218 169ZM237 167V168H236ZM241 167V168H240ZM254 167V168H253ZM262 169H261V168ZM73 168H75L76 170H73ZM82 168V169H81ZM111 168V169H110ZM187 168V169H186ZM200 170H199V169ZM204 168H207L206 170V172L205 173H203V172H201ZM215 168V169H214ZM224 168V169H223ZM235 168V169H234ZM5 169V170H4ZM40 169V170H39ZM85 169V170H84ZM99 169V170H98ZM142 169H143V171H142ZM164 169V170H163ZM170 169H172V170H170ZM196 169V170H195ZM209 169V170H208ZM72 170V171H71ZM82 170V171H81ZM93 170H94V172H93ZM102 170V171H101ZM165 170H167V171H165ZM192 170V171H191ZM216 171V172H214V171ZM255 170V171H254ZM68 171H70V173L68 174ZM73 171L75 172V174L73 173ZM76 171H78L77 172V174H76ZM88 171V172H87ZM100 171H101V173H100ZM148 171L150 172H153V175H155V179H154V184L153 183H149V182H145V178H146V174L148 173ZM154 171H158L157 173L156 172H154ZM164 171V172H163ZM170 171V172H169ZM172 171V172H171ZM184 171V172H183ZM198 171V172H197ZM257 171V173H255ZM81 172V174H78V173H80ZM83 172H85V173H83ZM129 172H131V175H132V172H133V176L135 177V178H133L132 180H129L130 178H128V177H130L131 175H129ZM136 172V173H135ZM139 172V174H137ZM142 174H141V173ZM147 172V173H146ZM167 172L169 173L168 175H167V177H166V174H167ZM194 172V173H193ZM230 172V173H229ZM93 173V174H92ZM105 173V174H104ZM123 173H124V170H123ZM135 173V174H134ZM145 173V174H144ZM202 175H201V174ZM223 173V174H222ZM2 174V175H1ZM70 174H74L73 176L72 175H70ZM90 174V175H89ZM96 174V175H95ZM142 176H144V177H142ZM204 174V175H203ZM258 176H257V175ZM85 175V178L83 177ZM105 175V176H104ZM137 175H138V178H137ZM163 175H165V176H163ZM198 175H200V176H198ZM222 175H224V176H222ZM38 176V177H37ZM72 176V177H71ZM92 176V177H91ZM94 176H96V177H94ZM102 176H104V177H102ZM162 176V177H161ZM222 176V177H221ZM71 177V178H70ZM106 177V178H105ZM160 177V179H158ZM38 178V179H37ZM40 178V179H39ZM70 178V179H69ZM92 178V179H91ZM96 178H98V179H95ZM101 178V179H100ZM105 180H103V179ZM132 178V177H131ZM139 179V178H141V181H140V183L137 185L138 187H134V183H133V180H137V179ZM156 178H157V180H159V181H157L156 180ZM162 178V179H161ZM164 178V179H163ZM36 179V180H35ZM142 179H143V181H142ZM193 179V180H192ZM202 179V180H201ZM67 180H69V181H67ZM88 180V181H87ZM93 180V181H92ZM161 180V181H160ZM197 180V181H196ZM263 180V181H262ZM43 181V182H42ZM128 181H132V184H131V182L129 183ZM181 181V182H180ZM201 181V182H200ZM262 181V182H261ZM36 182V183H35ZM38 182V183H37ZM40 182V183H39ZM41 182H42V185H41ZM88 182H90V183H88ZM92 182V183H91ZM169 182V183H168ZM240 182V183H239ZM248 182V184H246ZM35 183V184H34ZM171 183V184H170ZM245 183V184H244ZM37 184V185H36ZM39 184V185H38ZM57 184V183H56ZM126 184V185H125ZM128 184V185H127ZM153 184V185H152ZM36 185V186H35ZM132 185V186H131ZM168 185H169V187H168ZM172 185V186H171ZM199 185V186H198ZM31 186V187H30ZM35 186V187H34ZM57 186H62V185H60V183H58V185ZM124 186H125V188H124ZM127 186V187H126ZM186 186V187H185ZM130 187V188H129ZM164 187V188H163ZM185 187V188H184ZM237 187V188H236ZM248 187V188H247ZM31 188V189H30ZM36 190H35V189ZM71 188V189H70ZM76 188V189H75ZM129 188V189H128ZM136 188V189H135ZM165 188H166V190H165ZM201 188V189H200ZM262 190H260V189ZM25 189V190H24ZM127 189L129 190V191H127ZM131 189V190H130ZM153 189V190H152ZM238 189H239V192H238ZM35 190V191H34ZM41 190V191H40ZM86 190H87V193H86ZM116 190V193H118V189H115ZM124 190H126V192H129L128 194L127 193H124ZM143 190V191H142ZM145 190L147 191V192H145ZM162 190V191H161ZM166 192H168V193H166ZM185 190V191H184ZM209 190V191H208ZM24 191V192H23ZM43 191V192H42ZM83 191H84V193H83ZM136 191V192H135ZM172 191V192H171ZM173 191H174V193H173ZM234 191V192H233ZM236 191H237V193H236ZM38 192H41L40 194H42V197H41V195L38 193ZM133 192V193H132ZM164 192V193H163ZM29 194V196H28V194ZM58 193V194H57ZM135 193V194H134ZM137 193V194H136ZM156 193V194H155ZM234 193H236V194H234ZM263 193V194H262ZM33 194V195H32ZM44 194H45V197H44ZM52 194L54 195V196H52ZM90 194V195H89ZM131 194V195H130ZM149 194V195H148ZM165 194V195H164ZM168 194V195H167ZM184 194V195H183ZM238 194V195H237ZM248 194V195H247ZM32 195V196H31ZM47 195V196H46ZM49 195H50V198H49ZM87 195V196H86ZM135 195V196H134ZM139 195V196H138ZM170 195V196H169ZM243 195V196H242ZM90 196H92V197H90ZM129 196V197H128ZM130 196H133V197H130ZM143 196H145V197H143ZM165 196V197H164ZM183 196V197H182ZM246 196V197H245ZM29 197V198H28ZM39 197H41V198H39ZM128 198V199H126V198ZM42 198H43V200H42ZM76 198V199H75ZM91 198V199H90ZM132 198V199H131ZM143 198V199H142ZM149 198V199H148ZM256 198V199H255ZM46 199V200H45ZM52 199L54 200V201H52ZM55 199H56V201H55ZM71 199H73V200H71ZM75 199V200H74ZM125 199V200H124ZM137 199V200H136ZM167 199V200H166ZM28 201V202H26V201ZM40 202H39V201ZM58 200V201H57ZM71 200V201H70ZM86 200V201H85ZM133 200V201H132ZM144 200V201H143ZM175 200V201H174ZM178 200V201H177ZM180 200V201H179ZM182 200V201H181ZM201 200V201H200ZM30 201H32V202H30ZM37 201V202H36ZM44 201V202H43ZM75 201V202H74ZM90 201V202H89ZM92 201V202H91ZM136 201V202H135ZM249 201H250V204H249ZM256 201V202H255ZM259 201H260V203H259ZM33 202H35V203H33ZM39 202V203H38ZM58 202V203H57ZM66 202V205H68V203ZM74 202V203H73ZM145 202V203H144ZM159 202V203H158ZM179 202V203H178ZM236 202V203H235ZM244 202V203H243ZM246 202V203H245ZM5 203V204H4ZM32 203V204H31ZM38 203V204H37ZM47 203V204H46ZM50 203V204H49ZM88 203H90V204H88ZM133 203L135 204V205H133ZM149 203V204H148ZM151 203V204H150ZM258 203V204H257ZM58 204V205H57ZM153 204V205H152ZM155 204V205H154ZM256 204V205H255ZM35 205H38V206H35ZM53 205V206H52ZM56 205V206H55ZM62 205V204H61ZM70 205L72 206V209H71V207H70ZM83 205H86L84 208H83ZM139 205V206H138ZM165 205V206H164ZM175 205V206H174ZM194 205V206H193ZM233 205V206H232ZM254 205V206H253ZM263 205V206H262ZM4 206V207H3ZM7 206V207H6ZM12 207V208H10V207ZM28 206V207H27ZM82 206V207H81ZM88 206V207H87ZM154 206V207H153ZM158 206V207H157ZM182 206V207H181ZM206 206V207H205ZM252 206V207H251ZM259 206V207H258ZM38 207V208H37ZM43 207V208H42ZM132 207V208H131ZM137 207V208H136ZM153 207V208H152ZM156 207V208H155ZM234 207V208H233ZM239 207V208H238ZM246 207V208H245ZM8 210H7V209ZM28 208V209H27ZM44 208H45V210H44ZM52 208H53V210H52ZM80 208V209H79ZM178 208V209H177ZM229 208V209H228ZM243 208V209H242ZM259 208V209H258ZM263 208V209H262ZM5 209H6V211H5ZM12 209V210H11ZM17 209V210H16ZM42 209V210H41ZM52 211H51V210ZM71 209V210H70ZM147 209V210H146ZM149 209V210H148ZM190 209V210H189ZM254 209V210H253ZM1 210H4V211H1ZM33 210H34V212H33ZM56 210V211H55ZM60 210V211H59ZM83 210L81 211L82 213H83ZM140 210H142V212L140 211ZM151 210V211H150ZM188 210V211H187ZM226 210V211H225ZM259 212H258V211ZM12 213H11V212ZM41 211V212H40ZM47 211H48V213H47ZM55 212L56 213V215H54L55 213H52V212ZM62 211V212H61ZM77 211V210H76ZM147 211V212H146ZM240 211V212H239ZM6 212V213H5ZM44 212H46V213H44ZM58 212V213H57ZM89 212V213H88ZM212 212V213H211ZM258 212V213H257ZM9 213V214H8ZM15 213V214H14ZM16 213H18V215L16 214ZM63 213V214H62ZM73 213V212H72ZM158 213V214H157ZM166 213V214H165ZM168 213V214H167ZM177 213V214H176ZM203 213V214H202ZM210 213V214H209ZM223 213V214H222ZM253 213V214H252ZM262 213V214H261ZM11 214H12V216H11ZM45 214V215H44ZM65 214V215H64ZM85 214V213H84ZM83 214V215H84ZM89 214V215H88ZM147 214V216H145ZM207 214V215H206ZM261 214V215H260ZM2 215H4V217L2 216ZM16 215V216H15ZM43 215V216H42ZM167 215V216H166ZM189 215V216H188ZM224 215V217H222ZM226 215H227V217H226ZM247 215V216H246ZM252 215V216H251ZM37 216V217H36ZM84 216H86V214L84 215ZM153 216V217H152ZM156 216V217H155ZM191 216V217H190ZM196 216V217H195ZM253 216H254V218H253ZM256 216V217H255ZM8 217V218H7ZM17 219H16V218ZM67 217V218H66ZM71 217V216H70ZM143 217V218H142ZM146 217V218H145ZM157 218V222L159 223V225L161 226L160 227V229H161V231L162 232H160L159 234H155V233H153L152 232V230H150V228H147V227H149L150 225H151V222H152V220H153V218ZM180 217V218H179ZM214 217V218H213ZM221 217V218H220ZM5 218V219H4ZM29 218V219H28ZM62 218V219H61ZM192 218V219H191ZM194 218V219H193ZM200 218V219H199ZM226 218V219H225ZM243 218V219H242ZM245 218V219H244ZM249 218V219H248ZM260 218V219H259ZM9 219L11 220V222L9 221ZM34 219V220H33ZM38 219V220H37ZM45 219V220H44ZM52 219H54L53 220V222H52ZM57 219V220H56ZM70 219V218H69ZM190 219V220H189ZM199 219V220H198ZM214 219V220H213ZM241 219V220H240ZM246 219H247V221H246ZM257 219H259V220H257ZM13 220V221H12ZM49 220V221H48ZM51 220V221H50ZM63 220V221H62ZM143 220V221H142ZM145 220V221H144ZM174 220V221H173ZM226 222H225V221ZM254 220H256V221H254ZM6 221V222H5ZM43 223H42V222ZM166 221V222H165ZM177 221V222H176ZM208 221V222H207ZM212 221V222H211ZM238 221V222H237ZM244 221H245V223H244ZM51 222V223H50ZM58 222H60V223H58ZM63 222V223H62ZM67 222V223H66ZM145 224H144V223ZM215 222V223H214ZM217 222V223H216ZM224 222V223H223ZM18 223V224H17ZM55 225H54V224ZM62 223V224H61ZM146 223H148V225L146 224ZM193 223V224H192ZM211 223V224H210ZM221 223V224H220ZM226 223V224H225ZM234 223V224H233ZM240 223V225L238 226V224ZM244 223V224H243ZM253 223H254V226H253ZM255 223H256V225H255ZM262 223V224H261ZM88 224V223H87ZM144 224V225H143ZM197 224V225H196ZM228 224V225H227ZM49 225V226H48ZM59 225H60V227H59ZM65 225H66V228H65ZM115 225V226H114ZM146 225V226H145ZM176 225V226H175ZM202 225V226H201ZM206 225V226H205ZM215 225H217V226H215ZM243 227H242V226ZM258 225V226H257ZM54 226V227H53ZM62 226V227H61ZM145 226V227H144ZM201 226V227H200ZM208 226V227H207ZM228 226V227H227ZM234 226V227H233ZM262 226V227H261ZM48 227V228H47ZM58 227V228H57ZM70 227H71V229L73 230L71 233L68 231V229L67 228H69L70 229ZM108 227H110V228H108ZM121 227H123V225L121 224V223H119V222H116V221H114V220H112L111 222H110V224L109 225H105L104 226V228L105 229H103L102 231L104 232V235L103 234H101L102 236H101V238H100V236L99 237H96V236H91V237H89V240L90 241H88V239H87V241H86V244L88 243V242H90V243H88L86 246H87V248H84L83 249V253H82V251L81 250H79L77 253H79V255H81L80 257H82V259H84L83 261H84V263L85 264H97V261L99 260L98 258L100 257H103V256H105L104 254L107 252V251H109L110 250V253H113V254H115L116 252L118 253H121V250H122V252H123V249L121 248L123 245H125V244H127V243H125L124 242V240H126V242L128 241V244H131V243H135V238L133 237V235H132V237L131 236H128V235H130V234H126V233H124L125 231H123L122 233H124V235L126 234V237H123V235H122V239L123 240H121V238H119V237H121V235H119L118 233H117V228H121ZM141 227V226H140ZM210 227V228H209ZM214 227H215V229H214ZM221 227H223V228H221ZM233 227V228H232ZM47 228V229H46ZM53 228V229H52ZM63 228V229H62ZM65 228V229H64ZM78 230L77 231H74V235H78V234H80V227L78 226ZM112 228V229H111ZM114 228V229H113ZM233 230H232V229ZM251 228V229H250ZM253 228H256V230L254 229L253 230ZM67 229V230H66ZM70 229V230H71ZM210 229V230H209ZM213 229V230H212ZM223 229V230H222ZM236 229H237V231H236ZM239 229V230H238ZM60 230V231H59ZM65 230H66V232H65ZM113 230H115V231H113ZM124 230V229H123ZM140 230V231H139ZM227 230H229V231H227ZM235 230V231H234ZM241 230V231H240ZM248 230H249V232H248ZM22 231V232H21ZM24 231V232H23ZM51 231V232H50ZM54 233H53V232ZM130 231H132V232H130ZM210 231V233H208ZM218 231V232H217ZM225 231V232H224ZM21 232V233H20ZM47 232V233H46ZM48 232H50V233H48ZM55 232H56V234H55ZM69 232V233H68ZM102 232V233H103ZM111 232V233H110ZM142 232V233H141ZM164 232V233H163ZM201 232V233H200ZM219 232H220V234H219ZM237 232V233H236ZM258 232V233H257ZM26 233V234H25ZM64 233H66V235H64ZM112 233H114L113 235H112ZM189 233V234H188ZM196 233V234H195ZM239 233V234H238ZM241 233V234H240ZM252 233V234H251ZM253 233H255V234H253ZM46 234H48V235H46ZM50 234L51 235H53V236H50ZM110 236H109V235ZM201 234V235H200ZM217 234H219V235H217ZM231 234V235H230ZM238 234V235H237ZM251 234V235H250ZM107 235V236H106ZM242 235V236H241ZM257 236V238H256V236ZM47 236V237H46ZM106 237V238H104V237ZM109 236V237H108ZM128 236V237H127ZM193 237V239H191L192 237ZM203 236H205L204 237V239H203ZM239 236V237H238ZM103 237V238H102ZM113 239H112V238ZM131 237V241L128 239V238H130ZM184 237V238H183ZM189 237H191V238H189ZM200 237V238H199ZM210 237V238H209ZM250 237V238H249ZM91 238V239H90ZM96 238V239H95ZM97 238H99V239H97ZM125 238H127V239H125ZM209 238V239H208ZM215 238V239H214ZM50 239V240H49ZM93 239V240H92ZM104 239H106V240H104ZM114 239H116L117 241H114ZM195 239V240H194ZM219 239H221V240H219ZM223 239H225L224 241H223ZM232 239V240H231ZM260 239V240H259ZM147 240V241H146ZM183 240V241H182ZM198 240V241H197ZM237 240V241H236ZM239 240H240V242L242 243H240L239 242ZM254 240V241H253ZM94 242V243H92V242ZM111 241V242H110ZM123 241V242H122ZM187 241H189V243L187 242ZM192 241H195V242H192ZM206 241V242H205ZM214 241V242H213ZM222 241V242H221ZM227 241V242H226ZM259 241V242H258ZM97 242V243H96ZM101 242H102V244H103V246H101L102 244H101ZM116 242V243H115ZM120 242V243H119ZM160 242V243H159ZM180 242V243H179ZM209 242H211V243H209ZM228 242H229V245H228ZM233 242V243H232ZM256 242H257V244H256ZM49 243V244H48ZM114 243V244H113ZM122 243H124V244H122ZM162 243H163V246H162ZM168 243V244H167ZM174 243H175V245H174ZM178 243V244H177ZM182 243V244H181ZM224 243V244H223ZM227 243V244H226ZM249 243V244H248ZM49 246H48V245ZM89 244H91V246L89 245ZM92 244H94V245H92ZM107 244V245H106ZM109 244V245H108ZM111 244V245H110ZM159 244H160V246H159ZM211 244H213V245H211ZM215 244V245H214ZM235 245V247H236V258L234 259H231V260H229V259H227L226 260V258H213V252L216 250V248H221V249H223V250H225V248H226V246H230V245ZM244 244H246V246H244ZM97 245V246H96ZM122 245V246H121ZM174 245V246H173ZM184 245V246H183ZM185 245H186V247H185ZM259 245H260V247H259ZM263 245V246H262ZM44 246H45V248H44ZM93 246V247H92ZM106 246H107V248H106ZM116 246V247H115ZM121 246V247H120ZM154 246V247H153ZM209 246V247H208ZM214 246V247H213ZM217 246V247H216ZM221 246V247H220ZM240 246H241V248H240ZM251 246V247H250ZM89 247V248H88ZM91 247V248H90ZM96 247V248H95ZM99 247V248H98ZM110 249H109V248ZM112 247V248H111ZM163 247V248H162ZM171 247V248H170ZM178 247V248H177ZM247 247V248H246ZM257 247H259V248H257ZM158 248V249H157ZM179 249V250H176V249ZM185 248H186V250H185ZM254 248V249H253ZM257 248V249H256ZM44 249V250H43ZM47 249H49V250H47ZM50 249H51V251H50ZM89 249V250H88ZM98 249V250H97ZM105 249V250H104ZM108 249V250H107ZM112 249H113V251H112ZM161 249H162V251H161ZM184 249V250H183ZM211 249V250H210ZM247 249V250H246ZM263 249V250H262ZM41 250V251H40ZM91 250L93 251L92 253H91ZM116 250H118V251H116ZM120 250V251H119ZM168 250V251H167ZM183 250V251H182ZM203 250V251H202ZM42 251H44V252H42ZM48 251V252H47ZM89 251V252H88ZM100 251V252H99ZM114 251H116V252H114ZM138 251H139V253H138ZM180 251L182 252V253H180ZM243 251H244V253H243ZM246 251V252H245ZM258 251V252H257ZM38 252V253H37ZM46 252V253H45ZM85 252H86V254H85ZM104 252V253H103ZM171 252V253H170ZM206 252V253H205ZM253 252V253H252ZM52 253V254H51ZM84 254V256L82 255V254ZM96 253H97V255L99 256V257H97V255H96ZM102 253V254H101ZM115 254L116 256L118 255L119 256V253L118 254ZM159 253V254H158ZM46 254V255H45ZM48 254V255H47ZM89 254V255H88ZM112 254V255H113ZM174 254H175V256H174ZM194 254V255H193ZM170 255V256H169ZM207 255V256H206ZM258 255V256H257ZM260 255V256H259ZM46 256V257H45ZM89 257V258H87V260H86V257ZM151 256V257H150ZM153 256V257H152ZM158 258H157V257ZM169 257V258H167V257ZM189 256H190V258H189ZM37 257V258H36ZM83 257H85V258H83ZM95 257V258H94ZM164 257V258H163ZM166 257V258H165ZM192 257V258H191ZM198 257V258H197ZM252 257V258H251ZM40 258V259H39ZM51 258V259H50ZM92 258V259H91ZM158 260H157V259ZM171 258V259H170ZM189 258V259H188ZM81 259V258H80ZM81 259V260H82ZM94 259V260H93ZM151 259H153V260H151ZM166 259V260H165ZM170 259V260H169ZM54 260V261H53ZM143 260V261H142ZM161 260V261H160ZM165 260V261H164ZM187 260V261H186ZM190 260V261H189ZM198 260V261H197ZM211 260V261H210ZM244 260V261H243ZM247 260V261H246ZM254 260V261H253ZM43 261V262H42ZM46 261V262H45ZM49 261V262H48ZM51 261V262H50ZM159 263H158V262ZM169 261V262H168ZM241 261H242V263H241ZM19 262V263H18ZM39 262V263H38ZM53 262V263H52ZM96 262V263H95ZM161 262V263H160ZM187 262H189V263H187ZM60 264H62V263H60ZM64 264V263H63ZM66 264V263H65ZM116 264H121L120 262H119V260H117V263Z\"/></svg>",
  "mask_w": 264,
  "mask_h": 264
},
{
  "label": "bare ground",
  "instance_id": "2",
  "mask_svg": "<svg viewBox=\"0 0 264 264\" xmlns=\"http://www.w3.org/2000/svg\"><path fill=\"white\" fill-rule=\"evenodd\" d=\"M48 1V0H47ZM59 1V0H58ZM77 1V0H76ZM75 1V2H76ZM80 1H82V0H80ZM97 1L98 2H101L100 0H96V4H97ZM124 1V0H123ZM127 1V0H126ZM132 1V0H131ZM138 1V0H137ZM172 1V0H171ZM173 1H175V0H173ZM204 1L205 0H180V3H179V11H178V14H177V17H176V20H175V22L176 21H179V23L180 22H184L185 20L183 19L184 18V16H185V14H187L186 13V9L189 7L190 9L192 8V9H195V8H197V7H199V5L201 4V5H203L204 6V4H202V3H204ZM218 1V0H217ZM225 1H227V0H225ZM225 1H223V2H225ZM238 1H240V0H238ZM73 2V1H72ZM88 2V1H87ZM90 2V1H89ZM109 2H110V0H109ZM109 2L107 3L108 5H109ZM122 2V1H121ZM127 2H129V1H127ZM140 2L141 1H139V5H140ZM165 2H167V1H165ZM205 2H207V0L205 1ZM211 2V1H210ZM214 2V1H213ZM50 3H51V8L49 9L48 8V10H47V12H46V14H45V17H46V20H47V16H48V20H55L56 18H58L59 19V15L58 14H60L61 15V13H64L65 11H66V9H67V7H66V4L68 3V5H69V3H71L70 2V0H60L59 2H57V0H52V2L50 1ZM74 3V2H73ZM72 3V4H73ZM86 3V2H85ZM95 3H93V6H95L96 4ZM124 3V2H123ZM123 3H122V5H123ZM126 3V2H125ZM124 3V4H125ZM167 3H169L170 4V2H167ZM173 3V2H172ZM176 3H177V1H176ZM209 3V2H208ZM221 3V2H220ZM226 3V2H225ZM240 4V6L238 5V2H236V0L234 1V0H232V1H230L229 2V0H228V3L226 4V8L228 9L226 12L228 13V15H229V13L231 12L233 15H235V17L237 18V22H238V24H239V26H240V28H241V32H244V34H245V37H244V39H243V41H244V43L243 42H241L242 41V39L240 40V43L242 44L243 43V45H245V41H249L248 42V44L249 43H251V41H250V36H252V31H256L258 34V36H259V38L260 39H262L263 40V38H264V27L261 25L262 23H264V21H263V17H264V0H241V2H239ZM47 4V3H46ZM71 4V6L73 7V5ZM74 4H76V3H74ZM79 4V3H78ZM90 5H91V3H89ZM112 4H115L116 5V3H112ZM119 4H120V2H119ZM175 4V3H174ZM215 4V3H214ZM40 5V4H39ZM50 5V4H49ZM77 5V4H76ZM115 5H114V8H115ZM117 5H118V3H117ZM122 5H118V6H121V8H122ZM127 5V4H126ZM125 5V6H126ZM138 5V6H139ZM158 5H160V4H158ZM168 5V4H167ZM200 5V6H201ZM222 5H223V3H222ZM41 6V5H40ZM84 6V5H83ZM82 6V7H83ZM92 6V8H94ZM117 6V7H118ZM124 6V5H123ZM132 6V5H131ZM170 6V5H169ZM176 6V5H175ZM174 6V7H175ZM214 6V5H213ZM213 6H212V8H213ZM218 6V5H217ZM217 6H215V7H217ZM12 7V6H11ZM43 7V6H42ZM80 8H81V5L79 6ZM89 7H91V6H89ZM96 7V6H95ZM147 7V6H146ZM161 7V6H160ZM159 7V8H160ZM202 7V6H201ZM201 7H200V9H201ZM222 7H224V5L222 6ZM240 7V8H239ZM13 8V7H12ZM29 8V7H28ZM27 8V9H28ZM36 8V7H35ZM33 9V10H35L36 11V9ZM44 8V7H43ZM69 9H70V6L68 7ZM87 8V10H90V8L88 9V6L86 7ZM91 8V9H92ZM124 8H127V7H124ZM132 7H130V11L132 12V9H131ZM134 9H133V17H132V15L131 16H129V17H132V20L134 21H132L133 22V24L130 22L129 24L131 25V26H134V28L133 27H131L130 28V30L129 29H127V30H129L130 32H128L127 30H126V32L127 33H125L123 36H119V40H118V44H119V47H118V45H116L115 43L113 44L114 46L112 47V51H114V49L116 48L115 47V45L117 46V48H120V49H122V48H124L126 45H127V42H128V37L130 36V39H131V37H133V41H135L136 43H137V47H139L140 48V45H141V37L143 36V33L145 32H143V30H146V26L144 27L143 26V24H145L144 22H142V19H141V17H142V15L139 13V11H137V8L134 6L133 7ZM140 8H142L141 6H140ZM171 8H173L172 6H171ZM171 8H170V10H171ZM206 8V7H205ZM211 8V7H210ZM210 8H209V10H210ZM211 8V9H212ZM220 8H221V6H220ZM9 9V7L7 8V10ZM21 9V8H20ZM20 9L18 8V10L20 11ZM27 9H24L25 11H24V13L23 14H25V12H26V15H25V17H24V19H26V21H28V19L29 20H32V19H34V20H36L35 22H37V25H36V23L34 22V20H33V22L35 23V27L34 26H32V27H34V28H32L31 27V30L33 29V31H32V33L31 34H29V35H26V34H28V33H26V31H25V29L23 30L22 28V26L21 25H19V27L21 26L22 28H18V29H22L23 31H24V33L23 34H21V35H24V37H26L27 39H30V46L33 48V49H31L30 48V46L28 45V48H30L31 50H32V52H31V50H30V52H31V54L29 55L28 54V52H27V54L29 55H27V54H23V52H22V55H27V59H29V60H27V64L25 63V62H23L24 63V65L26 66V68L25 69H23L24 70V74L26 75L27 73H26V71L28 70L29 72H31L32 74H34V75H31V76H37L39 79H36V80H39V84H38V81H34V82H37V83H34L33 81H32V79H31V77L29 78L28 77V80L30 79L31 81H32V83H34L33 85L34 86H32L31 88H30V86H29V95H27V97H29V99L31 100L30 101V111H31V118H30V116H29V118H30V121H29V129L30 130H32L33 132H35V135H36V133L38 134V135H41V134H43V135H45L44 136V140L43 141H45L46 140V138H48V136H52V134L54 133V132H56L57 133V131L55 130L56 128H57V121H60V120H58L60 117H66L67 115L64 113V112H66V110H65V108H64V104H62L63 105V107L61 106V109L62 108H64L63 109V111H59V110H61L59 107H55L54 105H52L53 103V101L55 100L54 99V95L53 96H51L53 93L52 92H55L56 90H57V86H55V82H52L54 79L52 78V80H51V78H49V74L50 73H53V72H55V67L56 66H54V68H53V66H52V64H51V66H52V68L50 67V66H48L47 65V67L48 68H42V66L37 62V58H38V50L43 46V45H41L42 43H40V41H41V35H42V33L47 29V30H49L48 32H51V34H52V30L51 29H48V26L45 24V30H44V28H43V26L44 25H42V23H40V21L38 22V14H39V12H37V11H39V8L37 7V11H36V13H34L33 11H28ZM30 9V8H29ZM73 9V8H72ZM72 9H70L71 10V13H72ZM78 10H80L79 8H77ZM82 9H84V7L82 8ZM116 9V8H115ZM115 9L113 10H111V12L112 11H115ZM144 9H145V7H144ZM161 9V8H160ZM165 9V8H164ZM167 9H169L168 7H167ZM166 9V10H167ZM199 9V8H198ZM216 9H218V7L216 8ZM223 9H225V7L224 8H222V10ZM7 10H5L6 12H7ZM17 10V9H16ZM17 10V11H18ZM77 10V11H78ZM86 10V9H85ZM86 10V11H87ZM94 11L96 10L97 11V9H93ZM92 10V11H93ZM120 10V9H119ZM163 10V9H162ZM169 10V11H170ZM9 11V10H8ZM18 11V12H19ZM41 11V10H40ZM81 11V10H80ZM99 11V10H98ZM97 11V12H98ZM107 11H108V8H107ZM117 11H118V8H117ZM121 11V10H120ZM119 11V12H120ZM128 11V10H127ZM155 11V10H154ZM168 11V12H169ZM171 11H173V9L171 10ZM174 11H175V9H174ZM188 11H190V10H188ZM187 11V12H188ZM194 11V10H193ZM200 11V10H199ZM230 11V12H229ZM255 11H257V14H258V12L259 13H261L262 14V20L260 19V18H258V19H260V21H262V23L260 22V21H257V19H255V18H253L254 16H256V14L255 15H253V17L251 16V14L253 13V12H255ZM12 13L13 12H15V11H11ZM11 12H9V13H11ZM67 12H68V10H67ZM70 12V11H69ZM66 13V14H69V15H71V13ZM91 12V11H90ZM123 12H124V10H123ZM218 12V11H217ZM224 12H225V10H224ZM223 12V15L225 14ZM20 13V12H19ZM18 13V14H19ZM74 13H75V11H74ZM77 13H79L80 14V12H77ZM86 13V12H85ZM100 13H103V12H100ZM106 13V12H105ZM103 14V18L102 17H100V18H102V22H104L105 23V25L101 22L100 24H98L99 22H97V24H98V27H99V25H101V24H103L104 26H105V31L104 32H102L103 31V29H99L98 27H96V29L98 28L99 30H102V31H100L99 33H101L102 32V34H98L97 35V37L95 36V34L93 33L92 35H93V37L95 36L96 38H93V39H97V40H94V41H96L97 43V45H95V43H94V46L93 47H98L99 46V44H101V46H99V49L102 47V45L104 44V46H103V48H102V50L104 51V47H105V45H107L108 43H109V37L111 36L110 35V33L108 32L109 31V25H108V21H107V16H106V14ZM126 13V12H125ZM163 13H165V12H163ZM175 13V12H174ZM189 14H190V12H188ZM193 13V12H192ZM201 13V12H200ZM226 13V14H227ZM230 13V14H231ZM7 14V13H6ZM14 14V13H13ZM18 14H17V17H15V18H19L20 17V14H19V17H18ZM87 14V13H86ZM97 14V13H96ZM95 13H94V15H96ZM108 14V13H107ZM113 14V12L111 13V15ZM116 14L118 15V12H116L115 14H114V16L115 17H117L116 16ZM150 14V13H149ZM166 14V13H165ZM164 14V15H165ZM188 14V15H189ZM222 14V13H221ZM225 14V15H226ZM8 15V14H7ZM6 15V16H7ZM11 15V14H10ZM43 15V14H42ZM47 15V16H46ZM77 14H75L74 16H76ZM81 15V14H80ZM83 16L85 15V14H82ZM91 15L93 16V12L91 13ZM99 15H101V14H99ZM105 15V16H104ZM122 16H123V13L121 14ZM126 15H127V13H126ZM125 15V16H126ZM129 15V14H128ZM153 15V14H152ZM155 15V14H154ZM167 15V14H166ZM165 15V16H166ZM169 15V14H168ZM172 15V14H171ZM193 15V14H192ZM224 15V16H225ZM260 15V14H259ZM3 16H5V15H3ZM2 16V17H3ZM83 16L81 17V19L83 18ZM113 16V15H112ZM151 16V15H150ZM173 16H174V14H173ZM197 16V15H196ZM8 17H9V15H8ZM7 17V18H8ZM63 17H65V16H63ZM68 17V16H67ZM66 17V18H67ZM70 17L71 16H69V20L68 19H66L67 21H70ZM80 17V16H79ZM88 17V16H87ZM89 17H90V15H89ZM95 17V16H94ZM94 17H90V18H94ZM119 17L121 18V16H120V14H119ZM129 17H127V18H129ZM163 17V16H162ZM187 17V15L185 16V18ZM219 17V16H218ZM223 17V16H222ZM221 17V18H222ZM233 17V16H232ZM4 18V17H3ZM2 18V19H3ZM6 18V17H5ZM11 18V17H10ZM9 18V19H10ZM12 18H14V15H13V17ZM14 18V19H15ZM22 18V17H21ZM21 18H19V19H21ZM28 18V19H27ZM42 18H44V16H42ZM74 18V17H73ZM75 18H77V16L75 17ZM120 18H119V21H120ZM123 18V17H122ZM121 18V19H122ZM126 18V17H125ZM125 18H123V22H124V20H126ZM165 18V17H164ZM168 18H169V16H168ZM190 18V17H189ZM188 18V19H189ZM229 18H230V20H231V16L229 15ZM235 18V19H236ZM0 19H1V17H0ZM23 19V18H22ZM57 19V21H59L60 22V20H58ZM80 19V18H79ZM87 19V18H86ZM94 19H96V17L94 18ZM94 19L92 20V21H94ZM111 19V18H110ZM117 19H118V17H117ZM144 19H145V17H144ZM159 19H160V17H159ZM183 19V20H182ZM210 19V18H209ZM217 19V18H216ZM224 19V18H223ZM227 19V18H226ZM233 19V18H232ZM13 20V19H12ZM12 20H11V22H12ZM18 20V19H17ZM16 20V21H17ZM46 20H44V21H46ZM65 19L63 18V21H64ZM74 20V22L76 21V19H73ZM100 20V19H99ZM111 20H113V18L111 19ZM115 20V19H114ZM113 20V21H114ZM148 20H150V19H148ZM164 20V19H163ZM4 20H2V22H3ZM56 21V22H57ZM79 20H77L76 21V24H77V22H78ZM112 21V22H113ZM119 21H117V22H119ZM165 21V20H164ZM169 21V20H168ZM167 21V22H168ZM225 21V20H224ZM233 21V20H232ZM1 22V21H0ZM2 22H1V24H2ZM6 22V21H5ZM22 22H24L23 20H22ZM29 22V21H28ZM42 22V21H41ZM48 22H50V21H48ZM55 22V23H56ZM64 22H66V21H64ZM64 22H62V23H64ZM73 22V21H72ZM71 22V23H72ZM116 22V23H117ZM121 22V21H120ZM119 22V23H120ZM129 22V21H128ZM212 21H210V23H211ZM213 22H215V21H213ZM230 22V21H229ZM235 22V20L233 21V23ZM261 24H260V23ZM4 23V22H3ZM8 23V22H7ZM20 24H21V21L19 22ZM27 23V22H26ZM25 22H24V24H22V25H25L26 24ZM52 24H53V27H50V28H55L54 27V22L52 21L51 22ZM79 23V22H78ZM85 23V22H84ZM86 23H87V21H86ZM94 23V22H93ZM115 23V24H116ZM162 23V22H161ZM186 23V22H185ZM17 24V23H16ZM28 24V23H27ZM30 24V23H29ZM48 25L50 24V23H47ZM60 23H58L57 22V26H58V29L56 30L57 32H58V30H59V25ZM83 24V23H82ZM113 24H114V22H113ZM128 24V23H127ZM157 24V23H156ZM159 24V23H158ZM163 24H164V22H163ZM217 24H219V23H217ZM216 24V25H217ZM225 24V23H224ZM227 24V23H226ZM235 24V23H234ZM237 24V25H238ZM4 25V24H3ZM8 25V24H7ZM7 25H5V27L7 26ZM33 25V24H32ZM79 25V24H78ZM118 25H121V24H118ZM186 25V24H185ZM1 26V25H0ZM15 26V25H14ZM13 26V27H14ZM29 26V25H28ZM27 26V27H28ZM50 26H52L51 24H50ZM56 26V25H55ZM96 26V25H95ZM104 26H101V27H104ZM129 26V25H128ZM158 26V25H157ZM172 26V25H171ZM181 26V25H180ZM209 26V25H208ZM231 26H233L232 24H231ZM4 27V28H5ZM12 27V26H11ZM47 27V28H46ZM64 27H65V23H64ZM66 27H68L67 26V23H66ZM76 27V26H75ZM74 27V28H75ZM118 27V26H117ZM119 27H121V26H119ZM130 27V26H129ZM179 27V26H178ZM182 27H184V24H183V26ZM221 27V26H220ZM229 27V26H228ZM227 27V28H228ZM7 28V27H6ZM5 28V29H6ZM16 28V27H15ZM15 28H13V29H15ZM57 28V27H56ZM55 28V29H56ZM71 28V27H70ZM113 28V27H112ZM115 28V27H114ZM113 28V29H114ZM126 28H128V27H126ZM133 28V29H132ZM145 28V29H144ZM157 28V27H156ZM218 28H219V26H218ZM231 28H233V27H230L229 28V30L231 29ZM235 28V27H234ZM4 29V30H5ZM10 29V28H9ZM54 29V30H55ZM76 29V28H75ZM96 29H95V31H96ZM116 29H118V28H116ZM122 29H123V26H122ZM132 29V30H131ZM163 29V28H162ZM213 29V28H212ZM221 29H222V27H221ZM2 30V29H1ZM10 30H12V28L10 29ZM9 30V31H10ZM29 30V29H28ZM44 30V31H43ZM46 30V31H47ZM51 30V31H50ZM119 30V29H118ZM118 30H115V32L116 31H118ZM179 30H181V29H179ZM178 30V31H179ZM228 30V29H227ZM226 30V31H227ZM236 30V29H235ZM234 30V31H235ZM7 31V30H6ZM6 31H5V33H6ZM14 31V33L16 34L17 33V35H19L18 34V32H17V28L15 29V30H12V32ZM16 31V32H15ZM21 31V30H20ZM19 31V32H20ZM45 31V32H46ZM56 31H55V34H56ZM67 31H69V32H71L70 30H67ZM67 31H63V33H66ZM94 31V30H93ZM92 31V32H93ZM155 31V30H154ZM175 31V30H174ZM173 31V32H174ZM177 31V30H176ZM205 31V30H204ZM207 31V30H206ZM205 31V32H206ZM225 31V30H224ZM225 31V32H226ZM2 33H4L3 31H1ZM27 32H31V31H27ZM48 32H46L47 34H48ZM61 32V31H60ZM73 32V31H72ZM71 32V33H72ZM75 32V31H74ZM89 32V30L88 31H86V33H88ZM181 32V31H180ZM208 32H212V31H208ZM208 32H206V33H208ZM228 32V31H227ZM233 32V31H232ZM239 32V31H238ZM14 33H10L11 35H13ZM21 33V32H20ZM62 33V32H61ZM85 33V34H86ZM96 33H97V31H96ZM147 33V32H146ZM167 33H170V32H167ZM175 33V32H174ZM237 33V32H236ZM255 33V32H254ZM9 34V38L11 37V35ZM45 34V33H44ZM46 34V35H47ZM53 34H54V31H53ZM67 34H68V32H67ZM66 34V35H67ZM73 34V33H72ZM75 34H77V33H75ZM88 34H91V32L90 33H88ZM87 34V35H88ZM116 34V33H115ZM145 34V33H144ZM148 34H150L149 33V31H148ZM155 34V33H154ZM176 34V33H175ZM196 34V33H195ZM205 34V33H204ZM210 34V33H209ZM223 34V33H222ZM238 34V33H237ZM1 35V34H0ZM8 35V34H7ZM21 35H20V37L19 38H22L23 40L25 39L24 37H21ZM70 36H71V34H69ZM168 35H170V34H168ZM177 35V34H176ZM181 35V34H180ZM231 35V34H230ZM230 35H228V36H230ZM255 35V34H254ZM29 36H30V38H29ZM57 36H58V33H57ZM61 36H63V34L61 35ZM77 36V35H76ZM90 36V35H89ZM116 36H117V34H116ZM149 36V35H148ZM166 36H167V34H166ZM173 36H174V34H173ZM178 36V35H177ZM189 36V35H188ZM233 36V35H232ZM235 36V35H234ZM240 36V35H239ZM238 36V37H239ZM6 37V36H5ZM13 37V36H12ZM42 37H43V35H42ZM48 37V39H50L51 38V36H46V38ZM50 37V38H49ZM53 37V36H52ZM54 37H56L55 35H54ZM60 37V36H59ZM84 37H86V35H84ZM88 37V36H87ZM91 37V36H90ZM88 38V39H92V38ZM113 37V36H112ZM145 37V36H144ZM150 37V36H149ZM162 37H163V35H162ZM172 37V36H171ZM176 37V36H175ZM179 37V36H178ZM177 37V38H178ZM183 37V36H182ZM186 37V36H185ZM184 37V38H185ZM210 37V36H209ZM208 37V38H209ZM219 37V36H218ZM231 37V36H230ZM237 37V36H236ZM235 37V38H236ZM253 37V36H252ZM254 37H256V38H258L257 36H254ZM14 38H16L17 40H19V38L16 36H14ZM61 38V37H60ZM72 38V37H71ZM70 38V39H71ZM83 38V36L81 37V34H80V38H78L79 40L80 39H82ZM116 38V37H115ZM174 38V37H173ZM181 38V37H180ZM180 38H179V41H181L180 40ZM187 38V37H186ZM210 38H212V37H210ZM242 38V37H241ZM7 40H8V38H6ZM5 39V40H6ZM53 39V38H52ZM65 39V38H64ZM77 39V38H76ZM75 39V42H79V40L77 39L76 40ZM92 39V40H93ZM114 39V38H113ZM142 39H143V37H142ZM168 39H169V37H168ZM167 39V40H168ZM175 39V38H174ZM183 39V38H182ZM205 39V38H204ZM225 39H226V37H225ZM232 39V37L230 38V40ZM233 39H234V37H233ZM255 39V38H254ZM253 39V40H254ZM4 40V39H3ZM11 40H12V38H11ZM11 40H8V41H11ZM15 39H13V41H14ZM54 40V39H53ZM146 40V39H145ZM163 40H165V38L163 39ZM178 40V39H177ZM187 40V39H186ZM192 40V39H191ZM194 40V39H193ZM223 40V39H222ZM237 40V39H236ZM235 40V41H236ZM257 40V39H256ZM262 40H258V41H260L259 42V44L261 43V41ZM29 41V40H28ZM27 41V42H28ZM39 41V44L37 43ZM43 41H44V38H43ZM48 41V40H47ZM52 41V40H51ZM51 41H48L49 43L51 42ZM55 42L57 41V39H55L54 40ZM67 41V40H66ZM81 41H83V40H80V42H79V44L81 43ZM86 41V39L84 40V43H86L85 42ZM87 41H89V40H87ZM172 41H173V39H172ZM178 41V42H179ZM198 41V40H197ZM214 41V40H213ZM255 41V40H254ZM18 42H21V40L20 41H18ZM44 42H46V41H44ZM65 42V41H64ZM75 42H74V44H75ZM93 43V41H90V43L88 42V44L86 43V45L84 46L83 44V46H84V48L82 49V45H80L79 46V48L78 47H76L77 46V44L78 43H76L75 44V52H72V53H76L77 51H78V49L80 50V49H82V50H80V52L78 53V57L77 58H75L74 60H76V59H81L80 60V62H79V69L78 70H80V75L79 74H77L78 72V70L77 71H73V68L71 67L70 68V64H72L73 62H74V60L72 61V63H70L69 65L68 64H66V62L65 63H63L64 65L66 64V70L67 71H70L71 72V74H73L74 72L77 74L75 77H76V80L77 81H75V83L76 82H78V85H77V87L79 88V92H80V97H81V99L80 100H82L83 98L84 99H86V98H91V97H93V94L94 93H91V91H92V89H93V86H95V85H93L92 87H91V85H90V80L92 79V77H95L96 75H99V73L101 72V71H103L105 68H106V66H107V64H108V61L107 60H109L108 59V57H110L109 55H107V57L106 58H103V59H101V57L102 56H100V60H99V56H97V51L95 50V49H97L98 50V48H92V46H91V44ZM99 42V43H98ZM116 42V41H115ZM134 42V43H135ZM148 42V41H147ZM173 42H175V41H173ZM186 42V41H185ZM199 42V41H198ZM207 42V41H206ZM212 42V41H211ZM217 42V41H216ZM219 42V41H218ZM231 43H232V41H230ZM239 42V41H238ZM24 43V42H23ZM25 43H26V41H25ZM51 43H53V42H51ZM50 43V44H51ZM60 43H62V41L60 42ZM73 43V42H72ZM129 43V42H128ZM135 43V44H136ZM164 43V42H163ZM162 43V44H163ZM180 43V42H179ZM179 43L177 44V46H179ZM189 43V42H188ZM187 43V44H188ZM193 43V42H192ZM7 45H9L8 43H6ZM6 44H4V42H3V45H6ZM22 46L24 45V44H22V43H20ZM27 44H29V43H26V45H25V49H26V51H28L27 50V48H26V46H27ZM32 44V45H31ZM38 44V45H37ZM55 44H57V43H55ZM58 44H59V39H58ZM63 44V43H62ZM69 44V43H68ZM78 44V45H79ZM112 44V43H111ZM130 44V43H129ZM132 44V43H131ZM140 44V45H139ZM142 44L144 45V43L142 42ZM154 43H152L151 45H153ZM161 44V45H162ZM167 44L168 45H170L171 43H168L167 42ZM176 44V43H175ZM185 44V43H184ZM203 45H204V42L202 43ZM201 44V42H200V46L202 45ZM212 44H214V43H212ZM236 44L237 43H234L233 45H235L234 46V49H235V47H237L236 46ZM239 44V43H238ZM252 44V43H251ZM253 44H255V43H253ZM257 44H258V42H257ZM2 44H1V40H0V46H1ZM2 45V46H3ZM19 44L17 43V41H16V43H11L10 45H9V47L7 46L6 47V49H5V52H1V53H4L3 55H0V63L1 62H4V60H7V59H9V61H10V59L13 57H15L14 55H19V53L18 52H20V54H21V48H19V50H18V47L20 46H18ZM41 45V47L38 49V46H40ZM46 45V44H45ZM53 45H54V43H53ZM60 45V44H59ZM160 45V44H159ZM158 45V46H159ZM164 45V44H163ZM167 45V46H168ZM172 45V44H171ZM192 45V44H191ZM193 45H195V44H193ZM207 45H209V44H207ZM221 45V44H220ZM232 45V44H231ZM21 46V47H22ZM46 46H48V45H46ZM45 46V47H46ZM51 46V45H50ZM63 46V45H62ZM62 46H59V47H62ZM67 46H69V45H67ZM70 46L72 47V46H74L73 44L71 45L70 44ZM69 46V47H70ZM154 46V45H153ZM157 46V45H156ZM156 46H154V47H156ZM157 46V47H158ZM166 46V45H165ZM174 46V45H173ZM176 46V45H175ZM188 46V45H187ZM199 46V47H200ZM214 46H216V45H214ZM218 46H219V44H218ZM217 46V47H218ZM240 46V44L238 45V47ZM246 47H247V45H245ZM244 46V47H245ZM44 47V46H43ZM52 47V46H51ZM81 47V48H80ZM107 47V46H106ZM130 47V46H129ZM162 47V46H161ZM169 47V46H168ZM172 47V46H171ZM181 47V46H180ZM183 47H184V45H183ZM192 47V46H191ZM198 47V48H199ZM202 47V46H201ZM221 47V46H220ZM227 47V46H226ZM233 47V46H232ZM231 47V48H232ZM241 47H243L242 45H241ZM264 47V46H263ZM3 47H1V49H2ZM57 48V47H56ZM56 48H54V49H56ZM128 48V47H127ZM147 48V47H146ZM151 48H152V46H151ZM166 48V47H165ZM173 48V47H172ZM171 48V49H172ZM193 48V47H192ZM197 48V47H196ZM249 48H251V46H249ZM0 49V50H1ZM4 49H2L3 51H4ZM47 49V48H46ZM45 49V50H46ZM48 49H50V48H48ZM58 49V48H57ZM60 49V48H59ZM65 49V48H64ZM67 49H68V47H67ZM66 49V50H67ZM70 49V48H69ZM72 49V48H71ZM74 49V48H73ZM93 49V50H92ZM135 49V48H134ZM158 49V48H157ZM163 49V47L161 48V50ZM176 49H178V48H176ZM202 50L203 48H199L198 50ZM206 49V48H205ZM210 49V48H209ZM213 49V48H212ZM217 49V48H216ZM240 49V47L238 48V50ZM243 49V48H242ZM41 50V49H40ZM43 51H44V49H42ZM66 50H64V51H66ZM77 50V51H76ZM95 50V51H94ZM101 50V51H102ZM106 50V49H105ZM110 50V49H109ZM119 50V49H118ZM135 50H137V49H135ZM149 50V49H148ZM154 50V49H153ZM160 50V54L158 53V56L159 55H166V56H168L167 54H169V53H166L167 51H168V48H166V50L167 51H165L164 49H163V51L165 52V53H163L162 51ZM182 50V49H181ZM188 50H190V49H188ZM197 50V49H196ZM211 50V49H210ZM217 50H219V49H217ZM216 50V52L218 53V51ZM224 50V49H223ZM237 50V49H236ZM236 50H234V52H236ZM241 50V49H240ZM239 50V52H241ZM245 50V49H244ZM248 50L249 49H247V50H245V51H247L248 52ZM260 50V49H259ZM264 50V49H263ZM48 51V50H47ZM63 51V52H64ZM71 51H74V50H71ZM115 51H116V49H115ZM114 51V52H115ZM120 51V50H119ZM134 51V50H133ZM138 51V50H137ZM143 51H145V50H143ZM151 51V50H150ZM169 51H170V48H169ZM172 51V50H171ZM170 51V52H171ZM183 51H185V50H183ZM187 51V50H186ZM193 50H191V52H192ZM203 51H204V49H203ZM207 51V50H206ZM209 51V50H208ZM221 51V50H220ZM228 51V50H227ZM243 51V50H242ZM245 51H243V52H245ZM262 51V50H261ZM53 52V51H52ZM59 52H60V50H59ZM114 52H112V53H114ZM147 52V51H146ZM145 52V53H146ZM154 52V51H153ZM162 52V53H161ZM175 53V51L173 50L172 51V53ZM205 52V51H204ZM213 52H215V50L213 51ZM257 52V51H256ZM260 52V51H259ZM263 52V51H262ZM18 53V54H17ZM46 53V52H45ZM44 52H42V54H45ZM48 53V52H47ZM56 53V52H55ZM54 53V54H55ZM67 53V52H66ZM69 53H71V52H69ZM72 53L69 55L70 57H71V55H72ZM98 53H100V51H98ZM104 54L106 53V51L105 52H103ZM133 53V52H132ZM138 52H136V54H137ZM149 53V52H148ZM156 53V52H155ZM171 53V54H172ZM200 53H201V51H200ZM208 53V52H207ZM237 53H238V51H237ZM255 53V52H254ZM261 53V52H260ZM259 53V54H260ZM41 54V53H40ZM57 54V53H56ZM77 54V53H76ZM152 54V53H151ZM177 54V53H176ZM184 54V53H183ZM187 54V53H186ZM190 54V53H189ZM201 54H204L203 52L201 53ZM227 54V53H226ZM235 54L236 53H234V55H233V52H232V55L233 56H235ZM240 55H241V53H239ZM263 54V53H262ZM261 54V55H262ZM20 56V57H23V59H24V57H26V56ZM52 55V54H51ZM65 55V54H64ZM63 55V56H64ZM67 56H68V53L66 54ZM65 55V56H66ZM100 55V54H99ZM110 55H111V53H110ZM114 55V54H113ZM120 55V54H119ZM131 55V54H130ZM141 55V54H140ZM153 55V56H152ZM151 56H148V58L147 59H149V62H150V57H154V56H156L157 55V53H156V55H154V54H152ZM162 55V56H163ZM164 55V56H165ZM178 55V54H177ZM191 55H192V53H191ZM194 55V54H193ZM198 55V57H203V56H199V54H197ZM218 55V54H217ZM219 55H222V54H219ZM219 55H218V57H219ZM238 54H236V56H237ZM240 55H238V56H240ZM252 55H254L253 53H252ZM41 56H44V55H41ZM40 56V57H41ZM59 56H61L60 54H59ZM62 56V57H63ZM65 56H64V59H65ZM67 56H66V58H67ZM68 56V58H70ZM142 56H143V53H142ZM142 56H140V57H142ZM147 56V55H146ZM163 56V57H164ZM195 56V55H194ZM208 56L209 57H207L206 59H204V60H209L210 62L208 63H206L205 64V61H204V64L205 65H203V68H202V71H200V72H202L203 74L205 73V77H206V74H211V73H213V72H215V70H217L218 68H219V63L217 62V60H216V57H215V53H211L210 52V54H208ZM233 56H231V57H233ZM235 56V57H236ZM251 56V55H250ZM256 56V55H255ZM18 57V56H17ZM16 57V58H17ZM29 57V58H28ZM45 57V56H44ZM44 57H42V58H44ZM52 57V59H53V57H54V55H52L51 56ZM73 58H74V56H72ZM71 57V58H72ZM126 57H127V55H126ZM140 57H139V59H137L138 61L140 60ZM145 57V56H144ZM171 57H173L172 55H171ZM170 57V58H171ZM182 57H183V55H182ZM181 57V58H182ZM190 58L192 57V56H189ZM204 57H206V54L204 55ZM222 57V56H221ZM228 57V56H227ZM67 58V59H68ZM113 58V57H112ZM116 56L114 57V61H116ZM130 58V57H129ZM128 58V59H129ZM138 58V57H137ZM143 58V57H142ZM156 58H157V60H159V62L158 61H156V62H158V68L155 66V64L157 65V63H154V62H152V64L154 63V66L157 68V69H159L158 71H161L162 73H160V72H158V74L160 73V75L159 76H161V74H162V78H161V80H162V83H164V87L161 85L160 87H159V89H162V87L163 88H165V85H166V83H167V88H169L168 90H171L172 88H174V87H176V86H178V85H186V84H188V83H190V82H195V81H197V80H199V78L201 79L202 77H204V75L201 77V76H199V78L197 77L198 75L197 74H199L200 72H197L198 70H196L195 71V66H194V69L192 68V67H190V68H192V69H187V67H183V65L181 66L180 65V61H176V62H180V63H178L181 67H179V68H177L176 67V64H175V62H173V61H175L174 59H172L171 58V60L170 59H166L165 60V58H164V60L162 61V59H161V57H160V59H158V57L156 56ZM169 58V57H168ZM179 58V55H178V57H177V59ZM209 58V59H208ZM255 58V57H254ZM256 58H257V56H256ZM255 58V59H256ZM259 58V57H258ZM55 59V58H54ZM58 59H60V57H58ZM57 59V60H58ZM143 59H145V58H143ZM154 59V58H153ZM153 59H151V60H153ZM187 59V58H186ZM196 59V58H195ZM198 59V58H197ZM220 59H222V58H220ZM252 59V58H251ZM42 60V59H41ZM51 60V59H50ZM79 60H77V61H79ZM126 60V59H125ZM142 60V59H141ZM146 60V59H145ZM173 60V61H172ZM179 60H181L182 61V59H179ZM193 60V59H192ZM191 60V61H192ZM202 60V59H201ZM234 60V59H233ZM249 60V59H248ZM8 61V60H7ZM12 61V60H11ZM18 61V60H17ZM17 61H16V63H15V65L17 64ZM22 61V60H21ZM46 61V63H47V60H45ZM62 61V60H61ZM64 61V60H63ZM66 61V60H65ZM68 61V60H67ZM70 61H71V59H70ZM113 61V60H112ZM137 61V64H139L141 61H139L138 62ZM143 61L144 60H142V63H140L142 66H143ZM154 61V60H153ZM189 61H190V59H189ZM188 61V62H189ZM231 61V60H230ZM235 61H236V59H235ZM239 61V60H238ZM244 61L246 62V60L244 59ZM243 61V62H244ZM253 61V60H252ZM257 61H259V60H257ZM256 61V62H257ZM6 62V61H5ZM19 62H20V60H19ZM56 62V61H55ZM54 62V63H55ZM58 62H60V61H58ZM76 62V61H75ZM126 62V61H125ZM134 62V61H133ZM132 62V63H133ZM136 62V61H135ZM147 62V61H146ZM146 62H144V63H146ZM149 62H147V65H149L148 63ZM184 62V61H183ZM187 62V61H186ZM194 62V65H195V61H193ZM199 62V61H198ZM240 62V61H239ZM238 62V63H239ZM251 62V61H250ZM255 62V61H254ZM22 63V64H23ZM44 63V62H43ZM42 63V64H43ZM52 63V62H51ZM62 63V62H61ZM112 63H114V62H112ZM130 63V62H129ZM200 63V62H199ZM199 63H197V66H199ZM241 63V62H240ZM247 63V62H246ZM11 65H13L12 63H10ZM18 64H21V63H18ZM56 64H59V63H57L56 62ZM78 64V63H77ZM134 65H135V63H133ZM152 64H151V66H152ZM191 65H193L192 64V62L190 63ZM201 64V63H200ZM3 65H5V64H3ZM3 65H2V67H3ZM7 65H9V64H7ZM6 65V67L8 68V67H10V65L9 66H7ZM55 65V64H54ZM61 65V64H60ZM63 65V66H64ZM73 65L75 66V67H78L75 63H73ZM72 65V66H73ZM145 65V64H144ZM186 65H188V63H186ZM253 65H255V64H253ZM262 65V64H261ZM14 66V65H13ZM24 66V67H25ZM63 66H60L61 68L63 67ZM138 66V65H137ZM150 66V65H149ZM149 66L147 67L148 69H145V72L146 71H148L149 70ZM150 66V67H151ZM154 66H152V67H154ZM196 66V67H197ZM242 65H240L239 67H241ZM1 67V68H2ZM5 67V68H6ZM16 67H17V65H16ZM16 67H14L15 69H19V68H16ZM19 67V66H18ZM21 67V66H20ZM23 67V66H22ZM21 67V68H22ZM23 67V68H24ZM46 67V66H45ZM49 67H50V69H51V72H49L48 73V71L47 72H44L45 70H50L49 69ZM58 67H59V65H58ZM58 67H57V69H58ZM59 67V69H61ZM65 67V66H64ZM113 67V66H112ZM126 67V66H125ZM128 67V66H127ZM175 67V68H174ZM202 67V66H201ZM237 67V66H236ZM244 67V66H243ZM247 67H248V64H247ZM259 67V66H258ZM257 67V68H258ZM1 68H0V71H1ZM7 68H6V72H8V73H10V74H12V75H10L9 74V76H6V75H4V72H2L3 71V69H4V67L2 68V73L0 72V75L2 74L3 76H6V77H4V78H0V89L1 88H4L5 86V92H8L7 94H9L10 93V91L11 90H16V89H18L17 87H21V86H23L24 84H22V85H20L19 83V78H15V73L16 72H19V70H13V67L11 66L10 68H8V69H12L15 73H11V72H9V71H7ZM129 68V67H128ZM128 68H127V70H128ZM242 68V67H241ZM254 68V67H253ZM263 68V67H262ZM62 69H64V68H62ZM70 69H72V71L70 70ZM130 69H132V68H130ZM140 69V71H141V68H139ZM150 69H152V68H150ZM177 70V72H175L174 70ZM197 69H200L201 70V68H197ZM239 69V68H238ZM26 70V71H25ZM163 70V71H162ZM172 70H173V77L172 76H168V77H172V78H174V79H171L170 80V78H167V75H169L168 73H166L167 71H169V72H172ZM192 70H194V71H192ZM219 70V69H218ZM249 70V69H248ZM264 70V69H263ZM157 70L155 69V71H154V68H153V71L152 70H150V71H148V72H146V73H144V75H148V77L146 78V80H148V78L150 77V79L152 78V80H155L156 81V79L154 78L153 79V74L152 73H157L156 72ZM240 71V70H239ZM243 71V70H242ZM245 71V70H244ZM59 71H57V72H55V73H53L52 74V76H54V75H56V73L58 74V75H60L61 74V72L62 71H60L59 73H58ZM64 72H66L65 70H64ZM70 72H67V73H70ZM73 72V73H72ZM124 72V71H123ZM122 72V73H123ZM142 72V71H141ZM143 72H144V70H143ZM229 72H231V71H229ZM247 72V71H246ZM22 73V71H21V74H23ZM117 73V72H116ZM115 73V74H116ZM129 73V72H128ZM154 73V74H155ZM175 73V74H174ZM216 73V72H215ZM18 74V73H17ZM65 74V73H64ZM63 74V75H64ZM71 74H69V75H67V77H70V78H68V79H71L75 74H73V76L71 75ZM118 74V73H117ZM126 74H127V72H126ZM131 74V73H130ZM134 74L135 73H133V79H135L134 78ZM136 74H139V73H136ZM135 74V75H136ZM158 74H155V75H158ZM19 75H20V72H19ZM19 75H17V76H19ZM25 75H24V77H25ZM57 75V76H58ZM62 75V74H61ZM62 75V76H63ZM65 75V76H66ZM113 75V74H112ZM140 75V74H139ZM154 75V76H155ZM170 75H171V73H170ZM208 75V77H210ZM243 75V74H242ZM246 75V74H245ZM252 75V74H251ZM72 76V77H71ZM119 76V75H118ZM121 76V75H120ZM119 76V77H120ZM128 76H130V75H128ZM127 76V77H128ZM211 76H212V74H211ZM226 76V75H225ZM224 76V78H226ZM253 76V75H252ZM22 77V76H21ZM33 77V78H34ZM97 77V76H96ZM111 77V76H110ZM113 77H114V75H113ZM115 77H116V75H115ZM131 77V76H130ZM135 77H137L138 78V75L137 76H135ZM141 77H143V76H141ZM141 77L139 76V78H138V80L139 79H141ZM204 77V78H205ZM246 77V76H245ZM23 78V77H22ZM36 78V77H35ZM34 78V79H35ZM59 77H56L55 78V80H57L58 82H61V80H59L60 78H63V77H60L59 79H58ZM74 78V77H73ZM72 78V79H73ZM122 78V77H121ZM131 78V79H132ZM136 78V79H137ZM144 78V77H143ZM142 78V79H143ZM144 78V79H145ZM228 78V77H227ZM232 78V77H231ZM249 78H251V77H248V79ZM33 79V80H34ZM66 79V78H65ZM67 79V81H70V80H68ZM75 79V78H74ZM73 79V80H74ZM105 79V81L106 80H111L112 81V78L111 79H108V78H104ZM103 79V77H102V79L101 80H104ZM115 79H118V78H115ZM114 79V80H115ZM120 79V78H119ZM135 79V80H136ZM142 79L139 81V82H141L142 81ZM158 79H160V77L158 78ZM158 79H157V81H158ZM203 79V78H202ZM211 79H212V77H211ZM211 79L209 80V79H207V81H209L208 83V86H207V90L208 91H215L216 89V87H215V85H213V83L211 82ZM214 79V78H213ZM252 79V78H251ZM22 80H24V79H22ZM73 80L71 81L72 83H73ZM100 80V81H101ZM160 80V81H161ZM206 80V79H205ZM226 80V79H225ZM232 80V79H231ZM253 80V79H252ZM63 81L64 80H62V83H63ZM66 81V80H65ZM92 81V80H91ZM116 81V80H115ZM114 81V82H115ZM133 81V80H132ZM160 81H158L157 83H158V85H159V83L161 84V82ZM201 81V80H200ZM199 81V83H201ZM29 82L30 81H28L27 83L29 84ZM56 83L57 85H59V83ZM97 82V81H96ZM102 82H104V81H102ZM101 82V83H102ZM108 82V81H107ZM107 82H105V83H107ZM126 82V81H125ZM139 82H137V83H139ZM203 82H205V81H203ZM227 82V81H226ZM244 82L246 83V81L244 80ZM258 82V81H257ZM260 82V81H259ZM263 82V81H262ZM22 83V82H21ZM32 83H31V85H32ZM67 83V82H66ZM72 83H70L69 82V86L67 87L66 86V88L69 90V87L72 85L73 86V84ZM80 83V84H79ZM99 83V82H98ZM97 83V84H98ZM101 83H99V84H101ZM133 83V82H132ZM253 83V82H252ZM28 84H26V85H28ZM64 84V83H63ZM94 84V83H93ZM109 84V83H108ZM125 85H126V83H124ZM140 84V83H139ZM143 84V85H142ZM156 86H158L157 84H156V82L154 83ZM153 84V85H154ZM194 84V83H193ZM197 84V83H196ZM215 84V83H214ZM229 84V83H228ZM9 85H11V86H9ZM25 85V86H26ZM30 85V84H29ZM66 85V84H65ZM141 85L142 86H144V80H143V83L141 82ZM141 85H138V87L139 86H141ZM148 85H150L149 83H148ZM148 85H147V87H148ZM151 85H152V82H151ZM151 85H150V87H151ZM201 85V84H200ZM231 85V84H230ZM60 86H61V84H60ZM59 86V87H60ZM63 86L64 85H62V87L59 89L58 88V90L60 91L61 89L63 90L64 88H63ZM72 86L70 87V88H72ZM74 86H76V85H74ZM101 86V89H103L104 90V92L107 90V88H105V86H108V85H106L105 84V86H103V88H102V84L100 85ZM100 86H99V88H100ZM135 87H136V85H134ZM206 86V85H205ZM248 86V85H247ZM256 86V85H255ZM259 86V85H258ZM24 87V86H23ZM22 87V88H23ZM97 88H98V86H96ZM95 87V88H96ZM114 87V86H113ZM129 87V86H128ZM126 88L125 90H130V88ZM132 87H133V85H132ZM137 87V88H138ZM154 86H152V88H153ZM187 87V86H186ZM188 87H190V86H188ZM200 87H203V86H200ZM218 87V86H217ZM229 87H231V86H229ZM251 87V86H250ZM253 87V86H252ZM144 88V87H143ZM152 88H150L151 90H152ZM264 87H262V89H263ZM72 89H74V88H72ZM75 89H77L76 87H75ZM136 89V88H135ZM139 89H140V87H139ZM158 89V87L156 88V90H154L153 89V91H157L156 93L158 94V93H160V95L162 94V93H164V92H161V91H163V90H159ZM202 89H204V88H202ZM230 89H233V88H230ZM2 91H3V89H1ZM27 90H25V91H27ZM68 90H66V91H68ZM98 90V89H97ZM97 90H95V91H97ZM137 90V89H136ZM135 90V91H136ZM142 90V89H141ZM159 90V91H158ZM165 90H167L166 88H165ZM186 90H188V89H186ZM260 90H261V87H260ZM18 91H19V89H18ZM27 91V92H28ZM59 91H58V93H59ZM99 91V90H98ZM101 91V90H100ZM124 91V90H123ZM130 91H133V93H134V90H132V88H131V90ZM130 91H129V94H130ZM140 91V90H139ZM173 91H175V90H173ZM189 91V90H188ZM193 91V90H192ZM198 91V90H197ZM200 91H203V90H200ZM264 91V90H263ZM12 92V91H11ZM13 92H15V91H13ZM69 92V91H68ZM94 92V91H93ZM110 92V91H109ZM125 92V91H124ZM146 92V91H145ZM148 92H149V87H148V89H147V92L145 93V95L147 94V96H145L144 94V96L146 97L145 98V100L144 101H146L147 99H148V96L150 95H152V94H150V92H149V94H148ZM167 92V91H166ZM169 92V91H168ZM167 92V93H168ZM187 92V91H186ZM185 92V93H186ZM195 92V91H194ZM206 92V91H205ZM255 92V91H254ZM3 93H4V91H3ZM3 93H2V95H3ZM16 93V92H15ZM20 93V92H19ZM60 93H61V91H60ZM60 93H59V95H60ZM62 93H63V91H62ZM67 93V92H66ZM71 93V92H70ZM108 93V92H107ZM106 93V94H107ZM126 93H128V92H126ZM125 93V94H126ZM140 93H142V92H139V94ZM156 93L153 95V96H156ZM170 93H172V92H170ZM169 93V94H170ZM176 93V92H175ZM174 93V94H175ZM182 93V92H181ZM184 93V94H185ZM203 93V92H202ZM224 93V92H223ZM225 93H226V91H225ZM1 94V93H0ZM6 94V93H5ZM4 94V95H5ZM12 94H14V93H12ZM51 94V95H50ZM68 94V93H67ZM75 94V93H74ZM104 94V93H103ZM124 94V93H123ZM128 94V95H129ZM134 94H136V93H134ZM179 94V93H178ZM178 94H177V96H178ZM205 94V93H204ZM211 94H214V93H212L211 92ZM254 94V93H253ZM261 94V93H260ZM55 95H56V93H55ZM102 95V94H101ZM100 95V96H101ZM108 95V94H107ZM127 94H126V96H128ZM206 95V94H205ZM204 95V96H205ZM226 95V94H225ZM251 95V94H250ZM257 95V94H256ZM255 95V96H256ZM7 96V95H6ZM10 96V95H9ZM8 96V97H9ZM12 96H14V95H12ZM20 96V95H19ZM24 96H26V95H24ZM70 96V95H69ZM72 96V95H71ZM98 96V98H99V95H97ZM104 96H105V94H104ZM124 96V95H123ZM137 96H139V95H137ZM141 96L142 95H140V97L139 98H141ZM190 96V95H189ZM199 96H200V94H199ZM214 96V95H213ZM218 96H222V95H218ZM224 96V95H223ZM248 96V95H247ZM1 97H3V96H1ZM21 97V96H20ZM27 97H26V99H27ZM63 97V96H62ZM74 97V96H73ZM102 97H103V95H102ZM130 97V96H129ZM128 97V98H129ZM157 97H158V95H157ZM160 97V96H159ZM158 97V98H159ZM180 97V96H179ZM188 97V96H187ZM206 97H207V95H206ZM249 97V96H248ZM247 97V98H248ZM13 98V97H12ZM12 98H10V100L12 99ZM22 98V97H21ZM67 98V97H66ZM97 98V99H98ZM126 98V97H125ZM131 98V97H130ZM132 98H138V97H132ZM153 98H155V97H153ZM152 98V99H153ZM189 98V97H188ZM202 98V97H201ZM215 98V97H214ZM4 99V98H3ZM5 99H8V98H6L5 97ZM20 99V98H19ZM63 99H65V96H64V98ZM73 99V98H72ZM95 99V97L93 98V100ZM142 99H144V97L142 98ZM156 99V98H155ZM178 99V98H177ZM181 99V98H180ZM183 99V98H182ZM185 99H186V97H185ZM202 99H204V98H202ZM219 99V98H218ZM224 99V98H223ZM249 99V98H248ZM14 100V99H13ZM12 100V101H13ZM20 100H22L24 103H26L23 99H20ZM121 100V99H120ZM141 100V99H140ZM150 100V99H149ZM149 100H147V101H149ZM175 100V99H174ZM201 100V99H200ZM211 100V99H210ZM210 100H209V102H210ZM255 100H256V98H255ZM1 101H4V100H0V102ZM9 101V100H8ZM21 101V102H22ZM29 101V100H28ZM75 101H77V100H75ZM74 101V102H75ZM79 101V100H78ZM77 101V103H79ZM85 101V100H84ZM95 101H96V99H95ZM94 101V102H95ZM99 101V100H98ZM104 101V100H103ZM122 101V100H121ZM143 101V102H144ZM178 101V100H177ZM187 101V100H186ZM191 101H192V99H191ZM194 101V100H193ZM203 101V100H202ZM205 101V100H204ZM212 101H213V99H212ZM216 101V100H215ZM223 101V100H222ZM244 101H246V100H244ZM7 102V101H6ZM19 102V101H18ZM18 102L16 103V104H18ZM82 102V101H81ZM86 102H88L89 103V101L87 100ZM94 102H93V104H94ZM97 102V101H96ZM132 101H130V104L127 106H124L123 105V113H120V114H123V126H120V129L122 128V130H123V134H121V133H119V135H116V134H112V136H108L107 135V137H106V139L103 137H100V136H102V134H103V132L104 131H106V130H108L109 128H112V130H114L115 128H119V122L115 125V124H113V123H107V122H102V121H98L97 123H95V124H93V125H95V126H86V127H90L91 129H93L94 128V130L96 129V131L95 132H97L98 134H95V133H92V131H88L87 133L88 134H85V135H81L82 136V138H76L75 137V135H73L74 137H75V139L74 138H71L72 136H70V134H69V136H70V139H72V140H69L68 139V136H67V139H68V142L65 144L66 145V147H67V149H66V152H68L67 150H68V148L69 149H71V152H70V150H69V152L70 153H72V150H74V151H76L75 153H74V156L77 154V152L78 153H80L84 158H86L87 160H89L87 157H89L90 155H95V160H96V157L98 156V158L100 159V157L102 156V154L104 153V152H108V151H110L109 150V148H108V146H110L109 145V143L111 144L112 143V145L113 144H115L116 142L119 144L120 142H118V141H121L123 138V136H125L124 134H131L130 132H132L133 130V132H134V135H132V138H130L129 136L130 135H127L131 140H130V142H132V147L134 146L135 147V149H136V151L135 152H137V154H135V156L137 157V160H136V162H134V161H132L131 162V160L128 158L129 157V155H127L128 157H126L127 159H129L130 161V163H131V165H133V167H132V169L131 168H129V167H124L127 163L125 162V165H123L122 164V162L121 161H123V160H121L120 161V159H118L119 160V162L117 163V164H115V165H113V166H115L114 168H110L111 170H107L108 171V173H107V180L105 181L103 178V180L105 181V183H103V185H101V184H98V183H95L93 186L91 185V186H88V187H86L88 184L86 183V182H83V181H85L84 179H82L81 178V176H79V177H74V178H72L73 180H70V182L72 181V182H74V183H76L77 185H76V188H78L77 189V193H78V190L79 191H81V189L85 186V188H90V189H93V190H89L88 191V193H90L91 194V192L90 191H92V196H93V202H92V204L91 205H89L91 208H90V210H87V211H90V215L89 216H87V213H86V211L84 212V210H83V213L80 211V210H78V209H74V211H71L70 213V215H69V217H68V214H69V212H68V214L66 213L69 209H66V208H68L69 207V203L67 202V201H65V199H66V194L67 193H71V192H74L73 190L72 191H70V192H68L69 190H68V188L66 189V187L65 186H67V185H63L62 183H65V181H66V179L69 177V175L68 176H66L65 175V171L67 172V170L69 169L68 167L69 166H67L66 167V165L63 163V162H65L64 161V159L65 158H68L69 157V155H64V154H67L66 152H65V149H64V154L62 153V149H60L61 148V146H59L58 144L59 143H57V146H55V147H53V149L55 150V148H56V150L55 151H53L52 153H54L55 152V154L57 155V156H55V157H57V159L56 160H54L55 159V157H53L54 159H51V158H49L50 160H47V166H45L46 168L44 169V174H45V178L46 179H44V182H43V189H44V191H45V193L47 192V194H50V193H54V195H55V191H58L59 192V194L57 195V197L58 196H62V201H63V203L62 202H60L61 204L60 205H58V206H60V209L62 208L63 209V212H65V210H66V214H67V221H70L71 219V223L69 222V224H71L70 226H73V227H75V228H73V229H79L78 228V226L80 227V234H78V235H74V231H77V230H72L71 229V227H70V229L69 228H67L68 229V231L70 232H72V234H67L66 235V230H65V232L66 233H64V235H66V236H60V237H54V238H51V239H54L52 242H51V245H52V248L54 249V255H52V256H54L55 258H56V260L58 261V263L60 262V263H66V264H85L84 263V259H82V257H80L81 255H79V253H77L79 250H81L82 251V253H83V249L84 248H87V244L88 243H90V242H88L87 244H86V241H87V239H88V241H90L89 240V237H91V236H96V237H99L100 236V238H101V234H103L104 235V232L102 231L103 229H105L104 228V226L105 225H109L110 224V222L112 221V220H114V221H116V222H119V223H121L122 225H123V227H121V228H117L116 230H117V233L119 234V235H121V237H119V238H121V240H123L122 238L123 237H126V234H130V233H126L127 232V229H133V228H135V229H142V225H141V222H140V220H139V215H137L136 213H138V211L137 212H135L134 211V209L132 208V209H130V208H127V206H125L124 204L125 203H123V194H120V192H119V189L120 188H123V184L125 183V182H127V172L125 173V171H128L127 170V168L129 169V171H136L137 169H139V166H141V163L142 162H144V165L146 164L147 165V163L148 162H150V163H148V164H151V166H156V168H159L157 165H155V164H160L159 162V160H156V159H158L160 156H162V157H165V155H163V154H159L158 153V150L160 149L159 147L162 145V144H164L165 143V139L167 138V139H169V141L171 140V141H173L172 143L176 146H173L172 147V149H170V151H166L165 153H166V155H169L170 157L174 154L175 156L176 155H180V151H179V149H180V147H181V142H179L180 140H181V138L179 137V136H177L176 135V133H181L180 132V130L178 131L177 130V128L178 129H181V128H179V121H178V124H177V126L176 127H173V125H176L175 124V121L177 122V120L175 119V121H174V123L171 121L172 119L171 118H173V117H175V116H172L171 118H166V119H162V121L161 122H159V120L158 121H156L157 119H154L155 117H153V115L154 114H156L153 110L152 111H150L148 108H150L151 106H148V105H143V106H136V104H134L135 102H132ZM142 102V101H141ZM154 102V101H153ZM181 102H182V100H181ZM195 102V101H194ZM197 102V101H196ZM2 103H4L5 104V102H2ZM2 103H0V104H2ZM9 103V105H11V102H8ZM48 103H52L51 105L49 104V106H47V104ZM55 103V102H54ZM73 103V102H72ZM71 103V105H70V103H68V106L70 105V106H74V104H76V103H74V104H72ZM90 103H91V101H90ZM119 103H121V102H119ZM129 103V102H128ZM144 103H146V102H144ZM174 103V102H173ZM208 103V102H207ZM206 103V104H207ZM7 104V103H6ZM15 104V103H14ZM22 104V103H21ZM20 104V105H21ZM81 104V103H80ZM84 104H85V102H84ZM101 104V103H100ZM137 104H138V102H137ZM139 104H141V103H139ZM143 104V103H142ZM141 104V105H142ZM150 104V103H149ZM152 104V103H151ZM156 104V103H155ZM172 104V103H171ZM170 104V105H171ZM192 104V103H191ZM195 104V103H194ZM198 104V103H197ZM205 104V105H206ZM215 104V103H214ZM218 104V103H217ZM220 104V103H219ZM242 104V103H241ZM13 105V104H12ZM28 105V104H27ZM77 105V104H76ZM75 105V106H76ZM161 105V104H160ZM193 105V104H192ZM196 105V104H195ZM224 105V104H223ZM2 106V105H1ZM1 106H0V108H1ZM6 106V105H5ZM17 106V105H16ZM15 106V107H16ZM22 106H26V105H23L22 104ZM21 106V107H22ZM67 106V107H68ZM74 106V107H75ZM81 106V105H80ZM82 106H83V103H82ZM108 106V105H107ZM110 106V105H109ZM115 106V105H114ZM113 106V107H114ZM118 106H119V104H118ZM199 106V104L196 106V107H198ZM215 106V105H214ZM217 106H219V105H216V107ZM225 106V105H224ZM3 107V106H2ZM27 107V106H26ZM66 107V106H65ZM67 107H66V109H67ZM73 107V108H74ZM111 107V106H110ZM113 107H111V108H113ZM172 107H174L173 105H172ZM208 107V106H207ZM209 107H211V106H209ZM223 107V106H222ZM5 108V107H4ZM18 108H20L19 106H18ZM59 108V109H58ZM72 109V107H69V109ZM79 108V107H78ZM77 108V106H76V109H78ZM98 108V107H97ZM104 108V107H103ZM110 108V109H111ZM155 108H161L159 105H158V107H155ZM181 108V107H180ZM180 108H178V107H176L175 109H176V113H177V109H180ZM186 108V107H185ZM184 107H183V109H185ZM193 108V107H192ZM200 108V107H199ZM240 108H241V106H240ZM243 108V107H242ZM9 109V108H8ZM21 109V108H20ZM24 109V108H23ZM108 109V108H107ZM172 109V108H171ZM170 109V110H171ZM175 109L173 110V113H174V111H175ZM182 109V108H181ZM180 109V110H181ZM189 109H190V107H189ZM203 109H205V108H203ZM220 109V108H219ZM244 109V108H243ZM264 109V108H263ZM3 110V109H2ZM27 110H28V107H27ZM105 110V109H104ZM155 110H158V109H155ZM164 110V109H163ZM168 110L169 109H166V111L168 112ZM187 110V109H186ZM199 110V109H198ZM201 110V109H200ZM225 110V109H224ZM224 110H223V112H224ZM256 110V109H255ZM262 110V109H261ZM6 111H8L7 110V106H6ZM12 111V110H11ZM71 111V110H70ZM73 111V110H72ZM96 111V110H95ZM165 111V110H164ZM191 111V110H190ZM221 111V110H220ZM13 112H14V110H13ZM12 112V113H13ZM20 112V111H19ZM22 112V111H21ZM24 112H26L27 113V111L26 110H24ZM24 112H22V113H24ZM67 112H69V110L67 111ZM74 112H75V108H74ZM99 112V111H98ZM108 112V111H107ZM148 113L149 115H150V117L151 118H149V120L148 119H146V118H144V119H137V118H141V115H143V113ZM162 112V111H161ZM161 112H159V111H157V113H161ZM170 112H172V110L170 111ZM182 112V111H181ZM185 112V111H184ZM184 112L182 113V115L184 114ZM189 112V111H188ZM193 112H196V111H193ZM212 112H214V111H212ZM241 112V111H240ZM14 113H16V112H14ZM13 113V114H14ZM22 113H20V114H22ZM26 113L24 114L25 115V119H26ZM70 113V112H69ZM73 113V112H72ZM72 113H70V114H72ZM96 113V112H95ZM106 113V112H105ZM154 113V114H153ZM164 113V112H163ZM179 113V112H178ZM187 113V112H186ZM190 113V112H189ZM209 113V112H208ZM218 113H219V111H218ZM1 114V113H0ZM64 114H65V116H64ZM69 114V115H70ZM77 114H78V112H77ZM107 114H109V113H107ZM165 114V113H164ZM164 114H161V117L159 116V115H157V116H159L160 118H162V115H164ZM167 114V113H166ZM165 114V115H166ZM169 115L171 114V113H168ZM188 114V113H187ZM196 114V113H195ZM214 114V113H213ZM230 114V113H229ZM229 114H228V116H229ZM18 115V114H17ZM23 115V114H22ZM21 115V116H22ZM27 115H29V113L27 114ZM69 115H68V117H66V120H67V118H68V121H70V120H74V119H76V118H73V119H70V117H71V115H70V117H69ZM99 115V114H98ZM101 115H104V113L103 114H101ZM110 115H112V114H110ZM110 115H109V117H110ZM115 115H117V114H115ZM146 115V114H145ZM179 115H181V113L179 114ZM191 115V114H190ZM199 115V114H198ZM222 115V114H221ZM233 115V114H232ZM263 115V114H262ZM6 116V115H5ZM73 116H74V114H73ZM77 115H75L74 117H76ZM91 116V115H90ZM105 116V115H104ZM118 116V115H117ZM116 116V117H117ZM154 116H156V115H154ZM184 116H185V114H184ZM192 116H193V114H192ZM191 116V117H192ZM203 116V115H202ZM212 116V115H211ZM214 116V115H213ZM212 116V117H213ZM219 116V115H218ZM248 116V115H247ZM2 117V116H1ZM3 117H4V115H3ZM98 118H99V116H97ZM108 117V116H107ZM113 117H114V114H113ZM146 117V116H145ZM149 117V116H148ZM187 117V116H186ZM188 117H189V115H188ZM215 117V116H214ZM223 117V116H222ZM233 117V116H232ZM255 117V116H254ZM259 118H260V115L258 116ZM23 118V117H22ZM27 118H28V116H27ZM81 118V117H80ZM89 118V117H88ZM95 118V117H94ZM100 118H103V117H100ZM105 118V117H104ZM112 118V117H111ZM115 118V117H114ZM159 118V119H160ZM164 118V117H163ZM180 118V117H179ZM182 118H184V117H182ZM199 118V117H198ZM227 118V117H226ZM77 119H78V117H77ZM146 119V120H145ZM187 119V118H186ZM202 119H203V117H202ZM208 119V118H207ZM228 119V118H227ZM231 119V118H230ZM233 119V118H232ZM231 119V120H232ZM234 119H237V118H234ZM6 120V119H5ZM22 121H23V119H21ZM27 120V119H26ZM91 120V119H90ZM95 120H97V119H95ZM104 120H106V119H104ZM108 120H110V119H108ZM107 120V121H108ZM192 120V119H191ZM240 120V119H239ZM67 121V122H68ZM76 121V120H75ZM75 121H73V122H75ZM89 121V120H88ZM112 122H114L115 123V121H114V119L113 120H111ZM181 121H184V120H182L181 119ZM218 121V120H217ZM227 121V120H226ZM233 121V120H232ZM252 121V120H251ZM0 122H1V118H0ZM19 122V121H18ZM61 122H63V121H61ZM61 122H59V123H61ZM92 122H95V121H92ZM172 122V123H171ZM191 122V121H190ZM190 122H188V124L189 125H191V123ZM202 122H204V121H202ZM214 122V121H213ZM241 122V121H240ZM245 122V121H244ZM2 123V122H1ZM1 123H0V125H1ZM59 123H58V127H59ZM78 123H80V122H78ZM75 124V123H73V124H75V127H77L79 124ZM186 123H187V121H186ZM192 123H194V122H192ZM206 123V122H205ZM208 123V122H207ZM221 123V122H220ZM226 123V122H225ZM233 123V122H232ZM235 123V125H236V123L237 122H234ZM18 124V123H17ZM64 124V123H63ZM63 124H62V127H63ZM70 124V123H69ZM72 124V126H74ZM83 124V122L81 123V125ZM91 124V123H90ZM181 124V123H180ZM211 124V123H210ZM218 124V123H217ZM227 124H228V122H227ZM227 124H225L226 126H227ZM239 124V123H238ZM121 125H122V123H121ZM179 125V126H178ZM185 125V124H184ZM198 125V124H197ZM208 125V124H207ZM212 125L214 126V123H212ZM211 125V126H212ZM219 125V124H218ZM224 125V124H223ZM235 125L233 126L232 124L231 125H229L228 124V126H227V129H226V131L225 132H223L224 130V128H222V126L221 125H219V126H221V130H223L222 132L223 133H225L226 134V136L228 137V136H231V137H233V136H239V137H246V133H245V131H243V129H241V128H243V125H242V127L241 128H237V126L235 127ZM241 125V124H240ZM239 125V126H240ZM13 126V125H12ZM16 126V125H15ZM26 126V125H25ZM70 126H71V124H70ZM80 126V125H79ZM78 126V127H79ZM83 126H85V124H83ZM82 126V127H83ZM118 126V127H117ZM181 126H183V124L181 125ZM193 126V125H192ZM191 126V127H192ZM216 126V125H215ZM61 127V124H60V128H62ZM65 127H66V123H65ZM68 128H69V126H67ZM81 127V126H80ZM79 127V128H80ZM186 127V126H185ZM198 127V126H197ZM209 127V126H208ZM217 127V126H216ZM225 127V126H224ZM19 128V127H18ZM60 128H58V129H60ZM187 128H190V127H187ZM198 128H201V126L200 127H198ZM205 128V127H204ZM218 128V127H217ZM217 128H215L214 127V129H217ZM226 128V127H225ZM247 128V127H246ZM57 129V130H58ZM63 129V128H62ZM72 129H73V127H72ZM183 129V128H182ZM185 129V131H186V128H184ZM201 129H203V128H201ZM27 130V129H26ZM84 130H86L85 129V127H84ZM90 130V129H89ZM188 130V129H187ZM190 130H191V128H190ZM199 129H197V131H198ZM218 130H220V129H218ZM220 130V131H221ZM245 130V129H244ZM22 131V130H21ZM59 131V130H58ZM110 131H111V129H110ZM117 131V130H116ZM176 131H178V132H176ZM182 131V130H181ZM192 131V130H191ZM196 131V132H197ZM200 131V130H199ZM214 131V130H213ZM216 131V130H215ZM250 131V130H249ZM25 132V131H24ZM83 131H81V133H82ZM129 132V133H128ZM169 132L170 133H172V132H174L172 135H170L169 134ZM194 132V131H193ZM205 132V131H204ZM208 132V131H207ZM217 132H219V131H217ZM27 133H30V132H27ZM32 133V132H31ZM55 133V134H56ZM101 133V134H100ZM112 133V132H111ZM0 134H1V131H0ZM3 134V133H2ZM61 134V133H60ZM66 134V133H65ZM64 134V135H65ZM77 134H80V133H77ZM100 134V135H99ZM117 134H118V132H117ZM133 134V133H132ZM183 133H181V135L180 136H183V137H185V134H183ZM187 134H188V131H187ZM199 134L201 135V133H198L197 135L199 136ZM208 134V133H207ZM209 134H210V131H209ZM9 135V134H8ZM27 135V134H26ZM34 135V136H35ZM121 135H123V136H121ZM190 135H194V138H195V136H196V138L195 139H200V137H197V135H195L194 133L192 134H190ZM189 134L187 135V138H188V136H190ZM0 136H2V135H0ZM6 136V135H5ZM9 136H11V135H9ZM31 136H33V135H31ZM30 136V137H31ZM77 136V135H76ZM118 136H120V137H118ZM126 136V137H127ZM215 136H216V134H215ZM2 137H4V136H2ZM27 138H28V136H26ZM29 137V138H30ZM53 137V136H52ZM66 137V136H65ZM80 137V136H79ZM191 137V136H190ZM251 137V136H250ZM5 138V137H4ZM33 137H31V139H32ZM40 138H42V137H40ZM186 138V139H187ZM202 138V137H201ZM207 138V137H206ZM205 138V139H206ZM0 139H3V138H0ZM35 139V138H34ZM36 139H37V137H36ZM59 139V138H58ZM66 139V140H67ZM125 137H124V140H123V142H125ZM178 139H180V140H178ZM185 139V141L184 142H186L187 140ZM190 138H188V140H189ZM204 139V140H205ZM222 139V138H221ZM224 139V138H223ZM227 139V138H226ZM240 139V138H239ZM24 140V139H23ZM28 140V139H27ZM33 140V139H32ZM53 140V139H52ZM182 140H184V139H182ZM202 140V139H201ZM211 140V139H210ZM234 140V139H233ZM237 140V139H236ZM243 140V139H242ZM1 141V140H0ZM5 141V140H4ZM18 141H20V140H18ZM39 141V140H38ZM54 141H57V140H54ZM168 141V142H169ZM228 141H230V140H228ZM260 141V140H259ZM51 141L49 140V141H47L46 140V143H45V145H43V146H49L50 145V149H52L51 148V143L53 142H51ZM58 142H60V141H58ZM122 142V143H123ZM166 142H167V140H166ZM184 142H182V143H184ZM198 140L196 141V143L198 144ZM201 142V141H200ZM203 142V141H202ZM213 142V141H212ZM219 142H221V141H219ZM222 142H225V141H222ZM236 142V141H235ZM238 142V141H237ZM262 142H263V140H262ZM261 142V143H262ZM8 143V142H7ZM6 143V144H7ZM25 143V142H24ZM27 143H28V141H27ZM27 143H26V148H27ZM35 143V142H34ZM37 143V142H36ZM41 143V142H40ZM43 143V144H44ZM115 144V145H118V144ZM161 143V144H160ZM171 143V142H170ZM171 143V144H172ZM188 143V142H187ZM189 143L190 144H194L193 146H195V148L196 147H198L199 145H197L196 143H195V140L194 139H192V140H189ZM188 143V144H189ZM225 143H227V142H225ZM230 143V142H229ZM255 143V142H254ZM260 143V142H259ZM30 144H32V142L30 143ZM38 144V143H37ZM54 144V143H53ZM52 144V145H53ZM128 145H129V141H128V143H127ZM205 144V143H204ZM223 144V143H222ZM221 144V145H222ZM233 144V143H232ZM235 144V143H234ZM233 144V145H234ZM263 144V143H262ZM5 145V144H4ZM20 145V144H19ZM41 145V144H40ZM56 145V144H55ZM61 145V144H60ZM120 145V144H119ZM122 145V144H121ZM225 145V144H224ZM245 145V144H244ZM254 145V144H253ZM264 145V144H263ZM22 146V145H21ZM38 146V145H37ZM64 146V145H63ZM62 146V147H63ZM130 147H129V149L131 148V145H129ZM208 146V145H207ZM212 146V145H211ZM235 146V145H234ZM251 146V145H250ZM260 146H262V145H260ZM29 147V146H28ZM46 147H44L45 149H44V151L46 150ZM65 147V146H64ZM65 147V148H66ZM112 147H114V146H112ZM123 147V146H122ZM125 147H127L126 146V142L124 143V148ZM137 147V148H136ZM159 149H158V148ZM175 147V148H174ZM226 147V146H225ZM257 147V146H256ZM25 148V149H26ZM34 148V147H33ZM35 148H37V147H35ZM123 148V149H124ZM128 148V147H127ZM179 148V149H178ZM193 148V147H192ZM191 148V149H192ZM239 148V147H238ZM246 148V147H245ZM248 148H250L249 146H248ZM6 149V148H5ZM42 149H43V147H42ZM59 149L61 150V151H59ZM114 149V148H113ZM134 149V148H133ZM158 149V150H157ZM185 149V148H184ZM247 149V148H246ZM20 150V149H19ZM35 150H37V149H35ZM183 150V149H182ZM186 150V149H185ZM184 150V151H185ZM242 150V149H241ZM2 151V150H1ZM0 151V152H1ZM25 151V150H24ZM39 151V150H38ZM120 151V150H119ZM130 151H132V150H130ZM187 151V150H186ZM190 151V150H189ZM220 151V150H219ZM240 151V150H239ZM244 151V150H243ZM249 151V150H248ZM247 151V152H248ZM262 151V150H261ZM22 152V151H21ZM35 152V154H36V151H34ZM40 152H41V149H40ZM51 152V150L50 151H48V155H49V153ZM69 152H68V154H69ZM163 152H164V149H163ZM162 152V153H163ZM182 152V151H181ZM199 152H200V150H199ZM232 152V151H231ZM241 152V151H240ZM252 152V151H251ZM257 152V151H256ZM259 152V151H258ZM9 153V152H8ZM27 153V152H26ZM51 153V154H52ZM73 153L71 154V155H73ZM130 153V152H129ZM133 153V152H132ZM131 153V154H132ZM183 153V152H182ZM196 153V152H195ZM253 153V152H252ZM262 153V152H261ZM1 154V153H0ZM34 154V155H35ZM44 154H46V152L44 153ZM172 154V155H171ZM184 154V153H183ZM208 154V153H207ZM217 154V153H216ZM230 154V153H229ZM238 154V153H237ZM244 154V153H243ZM246 154V153H245ZM47 155V156H48ZM70 155V156H71ZM79 155V154H78ZM109 155V154H108ZM115 155V154H114ZM185 155V154H184ZM247 155V154H246ZM1 156V155H0ZM36 156V155H35ZM38 156V155H37ZM46 156V157H47ZM53 156V154L50 156H48V157H52ZM68 156V157H67ZM100 156V157H99ZM132 155H130V157H131ZM156 156H159L158 158H156ZM168 156V157H169ZM186 156H187V154H186ZM189 156V155H188ZM188 156L186 157V158H188ZM193 156V155H192ZM191 156V157H192ZM194 156H196V154L194 155ZM193 156V157H194ZM212 156H214V155H212ZM217 156V155H216ZM223 156V155H222ZM226 156V155H225ZM239 156V155H238ZM259 156V155H258ZM29 157H31V156H29ZM29 157H28V159H29ZM77 157V156H76ZM81 157V156H80ZM79 157V158H80ZM103 157V156H102ZM116 157H117V155H116ZM134 157V156H133ZM162 157H160V158H162ZM169 157V158H170ZM192 157V158H193ZM198 157V156H197ZM196 157V158H197ZM202 157V156H201ZM232 157V156H231ZM244 157V156H243ZM249 157V156H248ZM263 158H264V156H262ZM71 158V157H70ZM70 158H69V160H70ZM115 158V157H114ZM113 158V159H114ZM124 158H125V155H124ZM135 158V157H134ZM133 158V159H134ZM159 158V159H160ZM166 158V157H165ZM165 158H163V160L165 159ZM168 158V159H169ZM175 158V157H174ZM180 158V157H179ZM178 158V159H179ZM195 158V159H196ZM215 158V157H214ZM230 158V157H229ZM239 158H240V156H239ZM27 159V160H28ZM34 159V158H33ZM73 159V158H72ZM74 159H75V157H74ZM73 159V161L74 162H77V160H74ZM94 159V158H93ZM110 159V158H109ZM112 159V160H113ZM116 159V161L115 162H117L118 160ZM126 159V160H127ZM136 159V158H135ZM247 159V158H246ZM249 159V158H248ZM247 159V160H248ZM259 159V158H258ZM9 160V159H8ZM38 161H39V159H37ZM43 160L45 161L46 160V158L44 159L43 158ZM66 160V159H65ZM95 160H93V161H95ZM101 160V159H100ZM115 160V159H114ZM113 160V161H114ZM125 160V161H126ZM139 160L140 161H142V162H139ZM147 160H148V162H147ZM170 160H172V158L170 159ZM176 160V159H175ZM204 160V159H203ZM227 160V159H226ZM264 160V159H263ZM40 161H42V160H40ZM43 161V162H44ZM63 161V162H62ZM73 161H71V163L73 162ZM91 160H89V163H92V161L90 162ZM147 163H146V162ZM159 161V162H158ZM164 161H166V160H164ZM230 161H232V160H230ZM4 162H5V160H4ZM42 162V163H43ZM55 162V163H54ZM67 162V161H66ZM83 162V161H82ZM100 162V161H99ZM99 162H97V163H99ZM112 162V161H111ZM128 162V161H127ZM134 162V163H133ZM253 162H254V159H253ZM256 162V161H255ZM262 162V161H261ZM34 163H36V162H34ZM69 163V165H70V162H67L66 164H68ZM78 163V162H77ZM109 163V162H108ZM161 163H162V160H161ZM164 163V162H163ZM176 163H177V160H176ZM263 163V162H262ZM2 164V163H1ZM37 164V163H36ZM100 164V163H99ZM98 164V165H99ZM111 164V163H110ZM113 164V163H112ZM122 164V165H121ZM164 164H166V163H164ZM164 164H161L163 167H165V169H166V166H168L169 164H170V162H168V165H165L164 166ZM178 164V163H177ZM188 164V163H187ZM72 165H73V167H75L77 164L75 163V166H74V164L72 163ZM94 165H95V162H94ZM97 164H96V166H98ZM173 165V164H172ZM171 165V166H172ZM212 165V164H211ZM252 165H253V163H252ZM36 166V165H35ZM40 166V165H39ZM112 166V165H111ZM148 166V165H147ZM153 166V167H154ZM160 166V165H159ZM171 166H169V167H171ZM175 166V165H174ZM180 166V165H179ZM185 166V165H184ZM2 167V166H1ZM37 167V166H36ZM42 167V166H41ZM79 167H81V165L79 166V163H78V165H77V168L76 169H79ZM82 167H83V164H82ZM84 167H86V166H84ZM146 167V166H145ZM148 167H150V166H148ZM180 167H182V166H180ZM197 167H199V166H197ZM205 167V166H204ZM213 167H215V166H213ZM213 167L212 168H209V169H213ZM263 167V166H262ZM44 168V167H43ZM75 168H73V170H76ZM89 168V167H88ZM100 168V167H99ZM106 168V167H105ZM143 168V167H142ZM155 168V167H154ZM161 168V167H160ZM159 168V169H160ZM173 168V167H172ZM237 168V167H236ZM241 168V167H240ZM254 168V167H253ZM261 168V167H260ZM82 169V168H81ZM136 169V170H135ZM175 169H177L176 167H175ZM187 169V168H186ZM199 169V168H198ZM207 168H204L201 172H203V173H205L207 170H206ZM208 169V170H209ZM215 169V168H214ZM218 169L220 170L221 168H219L218 167ZM224 169V168H223ZM235 169V168H234ZM262 169V168H261ZM5 170V169H4ZM40 170V169H39ZM80 170V169H79ZM85 170V169H84ZM99 170V169H98ZM123 170H124V173H123ZM162 169H160V171H161ZM164 170V169H163ZM170 170H172V169H170ZM196 170V169H195ZM200 170V169H199ZM72 171V170H71ZM82 171V170H81ZM102 171V170H101ZM101 171H100V173H101ZM137 171H139V170H137ZM136 171V172H137ZM142 171H143V169H142ZM165 171H167V170H165ZM192 171V170H191ZM214 171V170H213ZM217 171V170H216ZM216 171H214V172H216ZM255 171V170H254ZM77 172L78 171H76V174H77ZM88 172V171H87ZM93 172H94V170H93ZM135 172V173H136ZM154 172H156V171H154ZM158 172V171H157ZM156 172V173H157ZM164 172V171H163ZM170 172V171H169ZM172 172V171H171ZM184 172V171H183ZM198 172V171H197ZM70 173V171H68V174ZM73 173L75 174V172L73 171ZM83 173H85V172H83ZM134 173V174H135ZM141 173V172H140ZM147 173V172H146ZM194 173V172H193ZM230 173V172H229ZM255 173H257V171L255 172ZM73 174V175H74ZM78 174H81V172L80 173H78ZM93 174V173H92ZM105 174V173H104ZM137 174H139V172L137 173ZM142 174V173H141ZM140 174V175H141ZM145 174V173H144ZM169 173L167 172V174H166V177H167V175H168ZM201 174V173H200ZM223 174V173H222ZM2 175V174H1ZM70 175H72V174H70ZM72 175V176H73ZM90 175V174H89ZM96 175V174H95ZM127 175V176H126ZM129 175H131V172H129ZM202 175V174H201ZM204 175V174H203ZM257 175V174H256ZM263 175H264V173H263ZM71 176V177H72ZM105 176V175H104ZM104 176H102V177H104ZM142 176V175H141ZM145 176V175H144ZM144 176H142V177H144ZM163 176H165V175H163ZM198 176H200V175H198ZM222 176H224V175H222ZM221 176V177H222ZM258 176V175H257ZM38 177V176H37ZM70 177V178H71ZM84 178H85V175L83 176ZM92 177V176H91ZM94 177H96V176H94ZM132 177V178H131ZM162 177V176H161ZM69 178V179H70ZM106 178V177H105ZM128 178H130L129 180H132L133 178H135L134 176H133V172H132V175L130 176V177H128ZM137 178H138V175H137ZM136 178V179H137ZM145 178V177H144ZM38 179V178H37ZM40 179V178H39ZM92 179V178H91ZM95 179V178H94ZM96 179H98V178H96ZM95 179V180H96ZM101 179V178H100ZM125 179H127V180H125ZM154 179H155V175H153V172H149L148 171V173L146 174V178H145V182H149V183H153L154 184ZM158 179H160V177L158 178ZM162 179V178H161ZM164 179V178H163ZM1 180V179H0ZM36 180V179H35ZM156 180H157V178H156ZM193 180V179H192ZM202 180V179H201ZM67 181H69V180H67ZM88 181V180H87ZM93 181V180H92ZM125 181V182H124ZM140 181H141V178H139V179H137V180H133V183H134V187H138L137 185L140 183ZM142 181H143V179H142ZM157 181H159V180H157ZM161 181V180H160ZM197 181V180H196ZM263 181V180H262ZM261 181V182H262ZM42 182H41V185H42ZM129 183L131 182V184H132V181H128ZM144 182V181H143ZM181 182V181H180ZM201 182V181H200ZM36 183V182H35ZM34 183V184H35ZM38 183V182H37ZM40 183V182H39ZM57 183V184H56ZM58 183H60V185H62V186H57L58 185ZM88 183H90V182H88ZM92 183V182H91ZM169 183V182H168ZM240 183V182H239ZM141 184V183H140ZM152 184V185H153ZM171 184V183H170ZM245 184V183H244ZM246 184H248V182L246 183ZM37 185V184H36ZM35 185V186H36ZM39 185V184H38ZM126 185V184H125ZM128 185V184H127ZM34 186V187H35ZM132 186V185H131ZM172 186V185H171ZM199 186V185H198ZM31 187V186H30ZM127 187V186H126ZM168 187H169V185H168ZM186 187V186H185ZM184 187V188H185ZM75 188V189H76ZM124 188H125V186H124ZM130 188V187H129ZM128 188V189H129ZM164 188V187H163ZM237 188V187H236ZM248 188V187H247ZM264 188V187H263ZM31 189V188H30ZM35 189V188H34ZM71 189V188H70ZM115 189H118V193H116V190ZM127 189V191H129ZM136 189V188H135ZM201 189V188H200ZM260 189V188H259ZM25 190V189H24ZM36 190V189H35ZM34 190V191H35ZM55 190V191H54ZM66 190H67V193H66ZM121 190V189H120ZM123 190V189H122ZM121 190V191H122ZM131 190V189H130ZM153 190V189H152ZM165 190H166V188H165ZM164 190V191H165ZM261 190V189H260ZM41 191V190H40ZM143 191V190H142ZM162 191V190H161ZM185 191V190H184ZM209 191V190H208ZM262 191V190H261ZM24 192V191H23ZM43 192V191H42ZM76 192V191H75ZM72 193V194H75L76 195V193ZM136 192V191H135ZM145 192H147L146 190H145ZM166 192V191H165ZM172 192V191H171ZM234 192V191H233ZM238 192H239V189H238ZM264 192V191H263ZM39 194L41 193V192H38ZM83 193H84V191H83ZM86 193H87V190H86ZM124 193H129V192H126V190H124ZM133 193V192H132ZM164 193V192H163ZM166 193H168V192H166ZM173 193H174V191H173ZM236 193H237V191H236ZM236 193H234V194H236ZM28 194V193H27ZM89 194V195H90ZM135 194V193H134ZM137 194V193H136ZM156 194V193H155ZM263 194V193H262ZM33 195V194H32ZM31 195V196H32ZM41 195V197H42V194H40ZM53 194H52V196H54ZM71 195V194H70ZM70 195H68L67 196V198L68 197H70ZM75 195H73V196H75ZM81 196V198L83 197V199H84V196H82V193H78V196ZM131 195V194H130ZM149 195V194H148ZM165 195V194H164ZM168 195V194H167ZM184 195V194H183ZM238 195V194H237ZM248 195V194H247ZM28 196H29V194H28ZM47 196V195H46ZM72 195H71V197L70 198H74ZM87 196V195H86ZM92 196H90V197H92ZM135 196V195H134ZM139 196V195H138ZM170 196V195H169ZM243 196V195H242ZM41 197H39V198H41ZM44 197H45V194H44ZM60 197H58V198H60ZM129 197V196H128ZM130 197H133V196H130ZM143 197H145V196H143ZM165 197V196H164ZM183 197V196H182ZM246 197V196H245ZM29 198V197H28ZM49 198H50V195H49ZM126 198V197H125ZM69 199V198H68ZM76 199V198H75ZM74 199V200H75ZM91 199V198H90ZM126 199H128V198H126ZM132 199V198H131ZM143 199V198H142ZM149 199V198H148ZM256 199V198H255ZM42 200H43V198H42ZM46 200V199H45ZM71 200H73V199H71ZM70 200V201H71ZM125 200V199H124ZM137 200V199H136ZM167 200V199H166ZM26 201V200H25ZM39 201V200H38ZM41 201V200H40ZM39 201V202H40ZM52 201H54L53 199H52ZM55 201H56V199H55ZM58 201V200H57ZM86 201V200H85ZM133 201V200H132ZM144 201V200H143ZM175 201V200H174ZM178 201V200H177ZM180 201V200H179ZM182 201V200H181ZM201 201V200H200ZM26 202H28V201H26ZM30 202H32V201H30ZM37 202V201H36ZM38 202V203H39ZM44 202V201H43ZM66 202L68 203V205H66ZM75 202V201H74ZM73 202V203H74ZM90 202V201H89ZM136 202V201H135ZM256 202V201H255ZM33 203H35V202H33ZM37 203V204H38ZM58 203V202H57ZM145 203V202H144ZM159 203V202H158ZM179 203V202H178ZM236 203V202H235ZM244 203V202H243ZM246 203V202H245ZM259 203H260V201H259ZM5 204V203H4ZM32 204V203H31ZM47 204V203H46ZM50 204V203H49ZM88 204H90V203H88ZM149 204V203H148ZM151 204V203H150ZM249 204H250V201H249ZM258 204V203H257ZM133 205H135L134 203H133ZM153 205V204H152ZM155 205V204H154ZM256 205V204H255ZM35 206H38V205H35ZM53 206V205H52ZM56 206V205H55ZM86 205H83V208L85 207ZM139 206V205H138ZM165 206V205H164ZM175 206V205H174ZM194 206V205H193ZM233 206V205H232ZM254 206V205H253ZM263 206V205H262ZM4 207V206H3ZM7 207V206H6ZM10 207V206H9ZM13 207V206H12ZM12 207H10V208H12ZM28 207V206H27ZM70 207H71V209H72V206L70 205ZM82 207V206H81ZM88 207V206H87ZM154 207V206H153ZM152 207V208H153ZM158 207V206H157ZM182 207V206H181ZM206 207V206H205ZM252 207V206H251ZM259 207V206H258ZM38 208V207H37ZM43 208V207H42ZM86 208V207H85ZM137 208V207H136ZM156 208V207H155ZM234 208V207H233ZM239 208V207H238ZM246 208V207H245ZM1 209V208H0ZM7 209V208H6ZM6 209H5V211H6ZM28 209V208H27ZM70 209V210H71ZM80 209V208H79ZM178 209V208H177ZM229 209V208H228ZM243 209V208H242ZM259 209V208H258ZM263 209V208H262ZM8 210V209H7ZM12 210V209H11ZM17 210V209H16ZM42 210V209H41ZM44 210H45V208H44ZM47 210V209H46ZM45 210V211H46ZM51 210V209H50ZM52 210H53V208H52ZM51 210V211H52ZM147 210V209H146ZM149 210V209H148ZM190 210V209H189ZM254 210V209H253ZM1 211H4V210H1ZM56 211V210H55ZM60 211V210H59ZM141 212H142V210H140ZM151 211V210H150ZM188 211V210H187ZM226 211V210H225ZM258 211V210H257ZM11 212V211H10ZM33 212H34V210H33ZM41 212V211H40ZM62 212V211H61ZM73 212V213H72ZM147 212V211H146ZM240 212V211H239ZM259 212V211H258ZM257 212V213H258ZM6 213V212H5ZM12 213V212H11ZM44 213H46V212H44ZM47 213H48V211H47ZM52 213H55L54 211L52 212ZM58 213V212H57ZM86 214V216H84L85 214ZM89 213V212H88ZM212 213V212H211ZM9 214V213H8ZM15 214V213H14ZM17 215H18V213H16ZM63 214V213H62ZM84 214V215H83ZM158 214V213H157ZM166 214V213H165ZM168 214V213H167ZM177 214V213H176ZM203 214V213H202ZM210 214V213H209ZM223 214V213H222ZM253 214V213H252ZM262 214V213H261ZM260 214V215H261ZM45 215V214H44ZM54 215H56V213L54 214ZM65 215V214H64ZM207 215V214H206ZM3 217H4V215H2ZM11 216H12V214H11ZM14 216V215H13ZM12 216V217H13ZM16 216V215H15ZM43 216V215H42ZM71 216V217H70ZM145 216H147V214L145 215ZM167 216V215H166ZM189 216V215H188ZM247 216V215H246ZM252 216V215H251ZM37 217V216H36ZM153 217V216H152ZM156 217V216H155ZM153 218V220H152V222H151V225L149 226L148 225V223H146L149 227H147V228H150V230H152V232L153 233H155V234H159L160 232H162L161 231V229H160V225H159V223L157 222V218ZM191 217V216H190ZM196 217V216H195ZM222 217H224V215L222 216ZM226 217H227V215H226ZM256 217V216H255ZM8 218V217H7ZM16 218V217H15ZM70 218V219H69ZM143 218V217H142ZM146 218V217H145ZM180 218V217H179ZM214 218V217H213ZM221 218V217H220ZM253 218H254V216H253ZM264 218V217H263ZM5 219V218H4ZM17 219V218H16ZM29 219V218H28ZM62 219V218H61ZM192 219V218H191ZM194 219V218H193ZM200 219V218H199ZM198 219V220H199ZM226 219V218H225ZM243 219V218H242ZM245 219V218H244ZM249 219V218H248ZM260 219V218H259ZM259 219H257V220H259ZM34 220V219H33ZM38 220V219H37ZM45 220V219H44ZM53 220L54 219H52V222H53ZM57 220V219H56ZM190 220V219H189ZM214 220V219H213ZM241 220V219H240ZM9 221L11 222V220L9 219ZM13 221V220H12ZM49 221V220H48ZM51 221V220H50ZM63 221V220H62ZM143 221V220H142ZM145 221V220H144ZM174 221V220H173ZM225 221V220H224ZM246 221H247V219H246ZM254 221H256V220H254ZM6 222V221H5ZM42 222V221H41ZM44 222V221H43ZM42 222V223H43ZM166 222V221H165ZM177 222V221H176ZM208 222V221H207ZM212 222V221H211ZM226 222V221H225ZM238 222V221H237ZM51 223V222H50ZM58 223H60V222H58ZM63 223V222H62ZM61 223V224H62ZM67 223V222H66ZM88 223V224H87ZM144 223V222H143ZM215 223V222H214ZM217 223V222H216ZM224 223V222H223ZM244 223H245V221H244ZM243 223V224H244ZM264 223V222H263ZM18 224V223H17ZM54 224V223H53ZM145 224V223H144ZM143 224V225H144ZM193 224V223H192ZM211 224V223H210ZM221 224V223H220ZM226 224V223H225ZM234 224V223H233ZM238 224V223H237ZM246 224V223H245ZM262 224V223H261ZM55 225V224H54ZM197 225V224H196ZM228 225V224H227ZM240 225V223L238 224V226ZM255 225H256V223H255ZM49 226V225H48ZM115 226V225H114ZM141 226V227H140ZM146 226V225H145ZM144 226V227H145ZM176 226V225H175ZM202 226V225H201ZM200 226V227H201ZM206 226V225H205ZM215 226H217V225H215ZM242 226V225H241ZM253 226H254V223H253ZM258 226V225H257ZM54 227V226H53ZM59 227H60V225H59ZM62 227V226H61ZM208 227V226H207ZM218 227V226H217ZM228 227V226H227ZM234 227V226H233ZM232 227V228H233ZM243 227V226H242ZM255 227V226H254ZM262 227V226H261ZM48 228V227H47ZM46 228V229H47ZM58 228V227H57ZM65 228H66V225H65ZM64 228V229H65ZM108 228H110V227H108ZM210 228V227H209ZM221 228H223V227H221ZM231 228V229H232ZM53 229V228H52ZM63 229V228H62ZM112 229V228H111ZM114 229V228H113ZM124 229V230H123ZM214 229H215V227H214ZM251 229V228H250ZM256 230V228H253V230ZM126 230V231H125ZM139 230V231H140ZM142 230H144V232L146 231V229H142ZM141 230V231H142ZM210 230V229H209ZM213 230V229H212ZM223 230V229H222ZM233 230V229H232ZM239 230V229H238ZM60 231V230H59ZM113 231H115V230H113ZM123 231H125L124 233H126L125 235H124V233H122ZM227 231H229V230H227ZM235 231V230H234ZM236 231H237V229H236ZM241 231V230H240ZM22 232V231H21ZM20 232V233H21ZM24 232V231H23ZM51 232V231H50ZM50 232H48V233H50ZM53 232V231H52ZM68 232V233H69ZM70 232V233H71ZM103 232V233H102ZM130 232H132V231H130ZM149 232V231H148ZM147 231L145 232V233H148ZM218 232V231H217ZM225 232V231H224ZM248 232H249V230H248ZM47 233V232H46ZM54 233V232H53ZM111 233V232H110ZM133 233V232H132ZM142 233V232H141ZM144 233V234H145ZM164 233V232H163ZM201 233V232H200ZM208 233H210V231L208 232ZM237 233V232H236ZM258 233V232H257ZM264 233V232H263ZM26 234V233H25ZM55 234H56V232H55ZM114 233H112V235H113ZM143 234V235H144ZM189 234V233H188ZM196 234V233H195ZM211 234V233H210ZM219 234H220V232H219ZM219 234H217V235H219ZM239 234V233H238ZM237 234V235H238ZM241 234V233H240ZM252 234V233H251ZM250 234V235H251ZM253 234H255V233H253ZM46 235H48V234H46ZM109 235V234H108ZM122 235H123V237H122ZM133 235V237L135 238L134 240H135V243H131V244H128V241L126 242V240H124V242L125 243H127V244H125V245H121L120 247L123 249V252H122V250H121V253H119V256L117 255H115L117 252L116 251H118V250H116V251H114V252H116L115 254H113V253H110V250L109 251H107L104 255L105 256H103V257H99L98 255H97V253H96V255H97V257H99L98 259V261H97V264H116L117 263V260H119V262L121 263V264H130V260H131V257L133 256V253H134V251L135 250H140V253H141V251H143V250H145L146 248H151L152 247V243H147V242H145L144 241V239L142 238V236L140 235V234H138V233H133L132 234ZM132 235L130 234V235H128V236H131L132 237ZM146 235V234H145ZM201 235V234H200ZM231 235V234H230ZM50 236H53V235H51L50 234ZM107 236V235H106ZM110 236V235H109ZM108 236V237H109ZM127 236V237H128ZM242 236V235H241ZM256 236V235H255ZM47 237V236H46ZM104 237V236H103ZM102 237V238H103ZM131 237L130 238H128L129 240L131 239ZM192 237V236H191ZM191 237H189V238H191ZM204 237L205 236H203V239H204ZM239 237V236H238ZM104 238H106V237H104ZM112 238V237H111ZM184 238V237H183ZM200 238V237H199ZM210 238V237H209ZM208 238V239H209ZM250 238V237H249ZM256 238H257V236H256ZM91 239V238H90ZM96 239V238H95ZM97 239H99V238H97ZM113 239V238H112ZM125 239H127V238H125ZM127 239V240H128ZM191 239H193V237L191 238ZM215 239V238H214ZM50 240V239H49ZM93 240V239H92ZM104 240H106V239H104ZM195 240V239H194ZM219 240H221V239H219ZM225 239H223V241H224ZM232 240V239H231ZM260 240V239H259ZM114 241H117L116 239H114ZM131 241V240H130ZM147 241V240H146ZM183 241V240H182ZM198 241V240H197ZM237 241V240H236ZM254 241V240H253ZM92 242V241H91ZM111 242V241H110ZM118 242V241H117ZM123 242V241H122ZM188 243H189V241H187ZM192 242H195V241H192ZM206 242V241H205ZM214 242V241H213ZM222 242V241H221ZM227 242V241H226ZM239 242H240V240H239ZM259 242V241H258ZM92 243H94V242H92ZM97 243V242H96ZM116 243V242H115ZM120 243V242H119ZM160 243V242H159ZM180 243V242H179ZM209 243H211V242H209ZM233 243V242H232ZM241 243V242H240ZM49 244V243H48ZM47 244V245H48ZM101 244H102V242H101ZM114 244V243H113ZM122 244H124V243H122ZM168 244V243H167ZM178 244V243H177ZM182 244V243H181ZM224 244V243H223ZM227 244V243H226ZM242 244V243H241ZM249 244V243H248ZM256 244H257V242H256ZM90 246H91V244H89ZM92 245H94V244H92ZM107 245V244H106ZM109 245V244H108ZM111 245V244H110ZM174 245H175V243H174ZM173 245V246H174ZM211 245H213V244H211ZM215 245V244H214ZM228 245H229V242H228ZM49 246V245H48ZM97 246V245H96ZM101 246H103V244L101 245ZM159 246H160V244H159ZM162 246H163V243H162ZM184 246V245H183ZM244 246H246V244H244ZM263 246V245H262ZM93 247V246H92ZM116 247V246H115ZM154 247V246H153ZM185 247H186V245H185ZM209 247V246H208ZM214 247V246H213ZM217 247V246H216ZM221 247V246H220ZM251 247V246H250ZM259 247H260V245H259ZM259 247H257V248H259ZM44 248H45V246H44ZM89 248V247H88ZM91 248V247H90ZM96 248V247H95ZM99 248V247H98ZM106 248H107V246H106ZM109 248V247H108ZM112 248V247H111ZM163 248V247H162ZM171 248V247H170ZM178 248V247H177ZM187 248V247H186ZM186 248H185V250H186ZM240 248H241V246H240ZM247 248V247H246ZM256 248V249H257ZM110 249V248H109ZM158 249V248H157ZM176 249V248H175ZM224 249V248H223ZM223 249H221V248H216V250L212 253L213 254V258L215 257V258H226V260L227 259H229V260H231V259H233L234 257L236 258V247H235V245H230V246H226V248H225V250H223ZM254 249V248H253ZM44 250V249H43ZM47 250H49V249H47ZM89 250V249H88ZM98 250V249H97ZM105 250V249H104ZM108 250V249H107ZM176 250H179V249H176ZM184 250V249H183ZM182 250V251H183ZM211 250V249H210ZM247 250V249H246ZM263 250V249H262ZM41 251V250H40ZM50 251H51V249H50ZM112 251H113V249H112ZM120 251V250H119ZM161 251H162V249H161ZM168 251V250H167ZM203 251V250H202ZM42 252H44V251H42ZM48 252V251H47ZM89 252V251H88ZM93 251L91 250V253H92ZM100 252V251H99ZM246 252V251H245ZM258 252V251H257ZM38 253V252H37ZM46 253V252H45ZM81 253V254H82ZM104 253V252H103ZM117 253V254H118ZM138 253H139V251H138ZM171 253V252H170ZM180 253H182L181 251H180ZM206 253V252H205ZM243 253H244V251H243ZM253 253V252H252ZM52 254V253H51ZM85 254H86V252H85ZM102 254V253H101ZM113 254V255H112ZM159 254V253H158ZM46 255V254H45ZM48 255V254H47ZM83 256H84V254H82ZM87 255V254H86ZM89 255V254H88ZM194 255V254H193ZM170 256V255H169ZM174 256H175V254H174ZM207 256V255H206ZM258 256V255H257ZM260 256V255H259ZM46 257V256H45ZM86 257V256H85ZM85 257H83V258H85ZM151 257V256H150ZM153 257V256H152ZM157 257V256H156ZM167 257V256H166ZM165 257V258H166ZM37 258V257H36ZM82 260H81V259ZM87 258H89V257H86V260H87ZM95 258V257H94ZM158 258V257H157ZM156 258V259H157ZM164 258V257H163ZM167 258H169V257H167ZM189 258H190V256H189ZM188 258V259H189ZM192 258V257H191ZM198 258V257H197ZM234 258V259H235ZM252 258V257H251ZM40 259V258H39ZM51 259V258H50ZM92 259V258H91ZM171 259V258H170ZM169 259V260H170ZM94 260V259H93ZM151 260H153V259H151ZM158 260V259H157ZM166 260V259H165ZM164 260V261H165ZM54 261V260H53ZM88 261V260H87ZM143 261V260H142ZM161 261V260H160ZM187 261V260H186ZM190 261V260H189ZM198 261V260H197ZM211 261V260H210ZM232 261V260H231ZM244 261V260H243ZM247 261V260H246ZM254 261V260H253ZM43 262V261H42ZM46 262V261H45ZM49 262V261H48ZM51 262V261H50ZM158 262V261H157ZM169 262V261H168ZM19 263V262H18ZM39 263V262H38ZM53 263V262H52ZM59 263V264H60ZM96 263V262H95ZM159 263V262H158ZM161 263V262H160ZM187 263H189V262H187ZM241 263H242V261H241ZM264 263V262H263ZM13 264V263H12ZM16 264V263H15ZM32 264V263H31ZM93 264V263H92ZM196 264V263H195ZM244 264V263H243Z\"/></svg>",
  "mask_w": 264,
  "mask_h": 264
}]
</instances>
